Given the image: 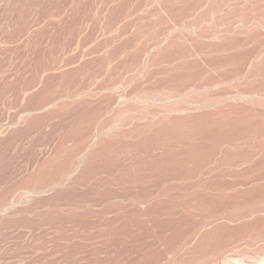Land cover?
<instances>
[{
  "label": "rangeland",
  "instance_id": "374dc122",
  "mask_svg": "<svg viewBox=\"0 0 264 264\" xmlns=\"http://www.w3.org/2000/svg\"><path fill=\"white\" fill-rule=\"evenodd\" d=\"M138 1L139 0H0V219H1L0 220V264H50L51 254L55 251L56 255H58L57 258H59V256H61V254H59L57 252L60 250L59 247L61 248L62 245H66V243H67L66 241H70V240H72L71 241L72 243H70V244L67 243V244H69V246L66 249V251H68V252L66 253V251H65V256L67 254L68 256L66 258H67L68 262H72V263L74 262L75 264L76 263L77 264H86V263L87 264H93L94 261H95L94 264H104V263L105 264H121V263L122 264H146V263L147 264H151V263L152 264H158V263L159 264H161V263L166 264L168 262L167 260L169 259V256H170L169 248H171V250H172V249H175L178 247V244H179L178 241L179 242L182 241L183 239L181 240V238H184L186 233L188 232L187 231L188 229H186V228H189V227L191 228V225L194 226V224H196V223L199 225V223H198L199 221L206 223L209 218L213 222L216 219L218 224L216 223V221L214 223L213 222L210 223L211 220L209 219L210 221L207 222L208 224L206 223V225L209 227V228L207 227L209 229L208 231H210V232H208L206 230L207 232H205V233L208 236L206 234L205 235L207 237L211 236L210 233L212 234V232L216 233L217 231H220L218 233H221L220 235H221L222 239H220V240L222 242L225 239H226L225 241H228L227 239L233 238L234 240L233 239L231 240V243H233L232 241L239 239L238 244L236 243L237 241L234 242L237 245L233 243L234 245H236V246H234V248L232 246H230V245H232L230 242L226 243L224 241L225 246H226V244L229 243L226 246L227 250L225 252L226 254L228 253V255H225V253H224V255L221 256L224 264H226L227 261H228L227 263H229V260H230V263H232V264H234L236 262H239L241 264V263L245 262L246 259H247L246 263L248 261L252 262L256 258V256H255L256 253H254V250H255V252L257 249L260 252L264 251V248L261 247L262 245H264V241H263L264 236H263V238L261 237V235H259L260 238L257 237L258 235H256L257 238L254 237V234H256V233L258 234L260 229L264 231V225H262V223H264V217H263L264 216L263 215V213H264V209H263L264 208V204H263L264 199H262V195L264 196V181H263L264 176H262V178H263V180L261 179L262 182L259 181L261 177H259V180H258L259 184H261V183L263 184V185L261 184L262 187L261 186L258 187V185H256V184H258L257 181L253 182L255 179L254 180L252 179L253 180L252 182L256 186H253L254 184L251 182V179H248V183L250 180L251 184L249 183V185H247V188H245L246 187L245 183L247 180L246 181L244 180L243 188H242L243 183L239 184V182L241 180H238L239 182L235 181L236 184L234 183V180L233 181L231 180L232 182L228 179L222 180V182L224 181L223 183L226 184V187L224 186L225 188L220 187L221 184H222V186L224 185L223 183H221L220 180H219V182L217 180H214L215 183L213 180H210L213 183H211L210 181H207V180H205L206 183H204L203 182L204 180H202V183L205 185V187L210 185L209 187H206V189H208V190L210 188L213 189V187L215 185L217 186V183H219V185H218L219 187L215 186L214 188H217V189H213V191L215 190V193H216L215 196H214V194L213 195L211 194V192L214 193L212 191V189H210L211 191H208V190L206 191L205 189H201L202 192L200 191V189H196L197 191H191L190 192L192 194H190V193L188 194L187 192H186L187 193L186 194L184 192L185 188L187 189L188 186H190L191 184H193L192 187L194 186V188L197 187V186L195 187V185H197V184L199 185L200 181L195 179L194 177L192 179H194L193 182L196 181L195 183H193L192 181L190 182V180H192L191 178H189V180L184 179V181L182 180V178L184 177L186 172H187V174L188 173L190 174L191 172H194L196 170V168L194 170L193 164H192L193 166L189 165V164H191L189 162H191L192 157L193 158H200V157L202 158L203 157V159L205 157L208 158V157H210L209 155H212V153H214V150L216 149V147L218 148V145H220L219 143L221 142L220 136L218 135L221 131L220 124L219 125L214 124V126L211 125L214 129L210 126L211 128H209V127L206 128L207 131L205 129H201L200 131L203 130L202 135H204V136L202 139H199V142H197V140H194L192 138L193 136L196 135V132L198 130L197 131L194 130L193 135L190 136V133H188V132L193 131V130H191V131L187 132L188 134L186 133V131H184L182 134H180V137H181L180 140H177L180 138V137H177V135H179V134H171L170 136H166V140H164V138H165L164 136L161 139L159 137V136H161V134L159 135V133L153 132V134L149 133L150 136L149 135H143V137L146 140H144L143 137H141L142 140L140 138L136 139V137L138 136V135H136L134 137L136 140L134 138H132L133 140L127 139V141H126V139L124 141L123 140L122 141H115L114 140L115 143L113 140L112 141L111 140H104L103 142H101V144H98V146L96 145V147L94 146L93 148L90 147L91 145H87V144H91V138L88 135V132L90 135H92L93 133H95V131L100 129V127H102L101 129L111 128L112 126L110 127V122L113 123V121L115 120V117L117 116V113H115V112L118 110L117 108H119L120 106H123V108L125 107L127 109H130L131 103H132L133 104L132 107H134V110H136V108L138 109V107L140 105H141L140 107H142L144 105L145 109L151 107L153 109V111L155 109L156 110L158 109L157 111L163 110L160 107H162L163 105L166 106L168 104V102L171 103V101L174 102L178 99V97H176V96L174 97V94H172V93L173 92L175 93V91L179 92L178 89L180 90V87H181V90L188 91V89L190 87H191V89L197 88V87H200L201 89H203V88H205V86L206 87L208 86L209 92L211 91L212 93L216 92V93H221V94L223 92L224 93L223 95L227 98H231L232 96H234L236 94H243V92L247 93V91H248V93L249 92L251 93L252 91H253V93H254V91H255V93L256 92L259 93V91H260V93H262V90H264V80H262V81L260 80L261 83L263 84V86H261L260 81L259 82L256 81L257 82V83L255 82L256 84H254L252 82V85H251V82L249 83L242 78L240 79V76H239V74L241 75L240 67L226 66L227 68L222 67V69L221 68L216 69L215 67H214L215 69L213 67H211L212 70L208 69L210 67V66L208 67V63L210 61L212 62V64H214V63L221 64V62L222 63L227 62L231 58V57L228 58L229 56H232V58H234L236 56V58H238V60H239V58L244 59L245 56H247L248 54L250 55V53H252L255 50V48L258 45L255 43L260 42L259 40H255L256 41L255 42L253 39L250 40V41H253V43L248 41L247 45L245 46L246 48L243 47L244 49L242 47L238 50L237 49L234 50L231 48L228 49V51H229L228 53H230V55L227 54V50L224 51V55L221 54L223 52H220V53L216 52L217 56L215 53L211 54L212 56L209 55L210 56V57L208 56L209 59L207 58V60H208L207 66H205V65L203 66V67H205V69H207V70H204L205 72L203 71V68L200 67L201 68L200 69L197 66V64L191 59H190L191 63L189 62V60H187V64H190L189 66L186 64H185V66L183 65L182 68L180 65H174V67L172 66L173 61H176V59L182 57L184 52L186 53L188 51L190 53L191 51H193V49H195L194 46H196V44H197V42H189V40H187V39H186V42H187L186 43L185 39L184 40L182 39V41L180 40L179 43L177 42L178 44L172 45L173 48L172 47H166L167 50H166V48L163 49V51L165 50L164 53H166V54H164V55L162 54V56L163 57L166 56L167 52H168V55H170V56L167 55L166 57H164L166 60L165 61L166 64H164L165 62H162L164 65L161 63L162 64V65L160 64L161 67L159 66L161 70L158 67V70L155 72V74H157V73L159 74V76L157 74L158 77L155 78L157 80H152V79H154L155 74L150 76L151 79L146 80L147 78L144 77L145 78L144 79L143 77H141V74H140L141 72H138V71H141V68H140L141 64L140 63H141V61L144 60V59H142L143 55H146L145 54L146 52H147V54H148V52H152V51L154 53L153 48L157 44L160 43L158 41H161V39H163L165 37V34L168 35L169 33H171L172 30H174L173 32L177 33L178 36H181V35H179L180 33L181 34L183 33L185 35L186 31H188L187 35H185V38H186V36L188 37V35L192 33L195 35L196 38H198V41H199V39L204 40L203 38L206 37V35H205L206 32H207V34L216 35L217 32L221 33L223 30H225L224 32H227V30H228L227 26H229V25L231 26L233 24L229 28H233V26L234 27L238 26L236 24L234 25V23H238V24L241 23V25H244L246 29L251 27V28H249L251 31L256 29V30L260 31V33H261V31L264 32V23H261L262 21H264V18H262L260 16V15H264V13H263L264 10L259 9V10H261L259 13L258 8L259 7L261 8L260 5H258L257 3H254V2H253L254 3L253 4V3H251L252 1L251 2H245V0H241L242 1L241 2L240 0H237L239 2V3L237 2V5H238V7H237L236 2L233 0L235 2V4L233 2L232 6H230L228 8L230 11V13H229V11H227L228 9L226 11L220 12L218 6H216L214 4V3H216L214 1L210 2V3H212L211 7L214 6L216 9L214 7L211 8L209 6L210 3H208L209 5L208 4L207 5L199 4L197 2L198 0H190V1L189 0L188 1L187 0H184V1L183 0L182 1L176 0L174 2L178 1V2H180V4L175 11L176 13L178 11V13L176 14L174 20L173 19L171 20V18L167 19V20L165 19L166 22L162 23V21H164V20L163 19H160L162 21L157 20V19H159L157 17L144 18L143 16L136 17V15H133L132 13L135 12L134 9H136V3ZM191 1H193V2H191ZM246 3H248V4H246ZM249 3L251 5H249ZM105 4L107 5V7ZM188 4H189V6H188ZM195 4H197V5H195ZM243 4H244V6L242 7ZM193 5H194V7H193ZM200 5H202L201 10H202V8L207 6L208 8L209 7L211 8V9L209 8V10L211 12L208 10V8L205 10L203 9V11H205L207 13L203 14L204 12L203 13L199 12L200 14L198 13L197 16L195 17L193 15V11L194 10L197 11L198 7L200 8ZM247 5L249 6L248 9L246 8V7H248ZM255 5H257L259 7H255ZM195 6H198L197 9ZM240 7H242V8L245 7V9L240 10L241 9ZM130 8L132 11L131 10L129 11ZM180 8H181V10H180ZM184 8L186 10H187V8H189V9L186 11ZM231 8H232V10H231ZM237 8H238V10H237ZM212 9H215V10L212 11ZM198 10L200 11V9H198ZM216 10H217V12L214 14L213 12H215ZM233 10H235L236 12H234ZM188 11H190L191 13ZM249 11H250V15L248 14ZM254 11H258V12H254ZM179 12H180V14H179ZM184 12L186 14L189 13V15L191 14V17L189 16L190 18L189 17L187 18L188 15L186 16L185 14H183ZM209 12H210V14H209ZM226 12L228 15L226 14ZM253 12L257 15H255ZM123 13L126 14L127 16H130L131 20H128V19H130L128 17L127 20L122 21L123 16H126ZM235 13H239V15L235 14ZM143 14H145V13H143ZM202 14L204 17L202 16ZM212 14H214V15H212ZM229 14H231L232 17L229 18L228 17V16H230ZM241 14H242V16H241ZM244 14L245 15L247 14L249 16L246 15V17H244ZM251 14H253V15H251ZM110 15H111V17H110ZM131 15H133V17L134 16L135 17L133 18ZM206 15H208V16L205 19ZM216 15H218V16L220 15L219 16L220 20L218 19V16H216ZM236 15H238V16L236 17ZM258 15L260 16V18L262 20L259 19ZM113 16H115L116 18ZM240 16L242 17V19ZM252 16H254L253 18L255 19V21H253L254 20L253 18L251 21ZM119 17H120V19H119ZM145 17H147V16H145ZM176 17L177 18L179 17V19H177ZM226 17H227V19H226ZM233 17H234L235 21H234V19L232 21L231 18H233ZM248 17H250V19H248L250 22L247 21ZM110 18H112L113 20ZM200 18H202V20H200ZM212 18H214V19H212ZM221 18H223V19H221ZM100 19H102V20H100ZM110 20H111V22H110ZM168 20H169V22H167ZM227 20L228 21L230 20L229 21L230 23ZM245 20L247 22H249L250 24L248 23L249 25H246L245 23H247V22H245ZM105 21H107L108 23ZM157 21H158V23H157ZM231 21L233 23H231ZM170 22H171V27H170ZM182 22L184 24L183 27H182V25H183ZM254 22L257 23L258 25L254 24ZM118 23L120 26L118 25V27H117L116 25ZM164 23L166 25H163ZM216 23L218 25H215ZM114 24H116V25H114ZM197 24H199V25H197ZM157 25L158 26L160 25V26L158 27ZM167 25H169V26H167ZM200 25H201V27H200ZM222 26H224V27H222ZM259 26H262L260 28V30H259ZM116 27H117V30L115 31ZM166 27H168V28H166ZM257 27H258V29H257ZM161 28H163V29H161ZM212 28H215V29L212 30ZM100 29L103 30L102 31L103 34L101 36H100V34L102 32ZM194 29L196 31L199 30L198 33L200 36L198 35V33H196V31ZM220 29L221 30L223 29V30L221 31ZM112 30L115 33H114V35L110 34V35H112V36H110L109 33H112L113 32ZM106 31H108V32H106ZM175 31H177V32H175ZM161 32L164 34H162ZM203 32H205V34ZM211 32H213V33H211ZM104 34H105V37H107V34H108L109 38L103 37ZM201 34L204 35V37H202ZM262 34H264V33H262ZM98 35L100 37H98ZM213 35H209V36L212 37ZM207 37H208V35H207ZM107 39L110 41V43ZM206 40L208 43L209 39H205L204 41L206 42ZM107 41H108V43H107ZM204 41L203 42L200 41L198 43L201 44V42H202V43L206 44ZM107 44L109 45L108 47L106 46ZM183 44L185 45V48L183 47L184 46ZM250 44L252 45V47L250 46ZM112 45H113V48H111ZM175 47H177L178 49ZM248 47L250 48V50ZM171 48L173 50H174V48L176 49V50H174L175 55L173 54L174 51L172 52ZM242 49H243V51H242ZM246 50H248V51H246ZM163 51H162V53H163ZM176 51L177 52L181 51V52L176 53ZM234 51H235L236 55H235ZM250 51H252V52H250ZM169 52L172 54H169ZM188 52L186 54H188ZM239 52L240 53L242 52L240 57H239V55H240ZM186 54L184 56H186ZM176 55L179 57H177ZM214 55H215V57H213ZM144 58H145V56H144ZM167 60L169 62L168 64H167ZM193 63L197 67L195 65L192 67ZM166 65H168V66H166ZM137 66H139V68H140V69L138 68L139 70L137 69ZM223 68H224V70H223ZM193 69H196L197 70L196 72L197 73L199 72V73L197 74L195 72V70H193ZM135 70H136V72H135ZM159 70H160V73L163 71V73H161V76H160ZM171 71L172 72L175 71V72L172 73ZM189 71H191V72L194 71L195 73L193 72V74H192ZM132 73H134L135 77ZM137 73H139V74H137ZM181 73H183V74H181ZM200 73H203V76ZM235 73L237 76L235 75ZM184 74H185V76H184ZM168 75L171 77H167ZM182 75L184 77H181ZM199 75H201V76H199ZM188 76H189V79H188ZM176 77L178 80L176 79ZM140 78L141 79L143 78V80H145V81H141ZM162 78H164V79H162ZM179 78H181V79L179 80ZM235 78H236V80H235ZM165 79H167V81ZM158 80H160V81H158ZM164 80L166 82H162ZM188 80H190V81H188ZM146 81H149V82L147 83ZM243 81L246 83H244ZM142 82H146L148 84L147 85L146 83H144L145 89H149V91L146 90L147 94L144 91V93L147 95V98H145L146 95L145 94L143 95L142 94L143 91H141V88H142V90H144L143 89L144 85L142 84ZM152 82H154V83H152ZM159 82H160V84H159ZM175 82L178 84H176ZM187 83H189V84H187ZM259 83H260V85H259ZM140 85H143V86L140 87ZM146 85H147V88H146ZM148 86L153 87V88L151 87L152 91L150 90V88ZM165 86H166V89L163 88ZM169 86H171V87L169 88ZM178 86H180V87H178ZM215 86L217 87V89ZM162 88L164 89L163 90L164 92L161 91ZM167 88H168V92H170V94L173 95V97L172 96L170 97L169 93L167 92ZM176 88H178V89H176ZM104 89H106V90H104ZM170 89H172L173 91L172 90L170 91ZM102 90H104L105 92H103ZM181 90H180V92H183ZM212 90H214V91H212ZM89 91L91 93L100 92V94L102 92L103 95L99 97V98L102 97L101 98L102 100L92 99V101H91V99H90V101H89L87 99V100H85L86 102L84 100L77 101V99L79 97H81L82 95L87 94V92L90 93ZM135 91H137V93H135ZM153 91L159 93L160 95H162V93L165 94V91H166V95H164V96H167V97H164L162 95L163 98L161 97L162 99H160L159 94L157 96L156 95L157 93L156 94L154 93V95L152 93V96H154L152 98L150 96V94ZM106 92H108V93H106ZM78 93H81V94H78ZM104 93H106V94H104ZM148 93H149V95H148ZM228 93H231V94L229 95ZM74 94H77V95L74 96ZM134 94H136L137 96ZM138 94H140V95L138 96ZM226 94H228V95H226ZM104 95H106L105 96L106 100L104 98ZM131 95H133V96L131 97ZM155 96H157V97H155ZM125 97H127V98H125ZM87 101H88V103H87ZM97 101H99V102H97ZM117 101H118V103H117ZM126 101H128V102H126ZM46 102H48V103H46ZM78 102H80V103H78ZM112 102H115V103L112 104ZM124 102H125V104H124ZM133 102L136 103L137 107L134 106L135 104ZM74 104L75 105L80 104L81 106H79V105L75 106ZM148 104L151 106L146 107V105H148ZM44 106L47 108H45ZM165 106H163L162 108H164ZM140 107H139L140 110L141 109L144 110L143 107L142 108H140ZM154 107H157V108H154ZM131 109H133V108H131ZM130 111H131L130 114H132V115L134 114V116L136 114H138L137 113L138 111L137 112L134 111V113L132 112L133 110H130ZM113 114H116V116L114 115V117H113ZM130 114L128 113L127 116L130 117ZM111 115L114 118V120H112L113 118L110 117ZM148 119H152V118H148ZM148 119L146 120V122L144 121L145 119H142V123H141V120L139 123H137L139 121L138 119L133 120L134 121L133 123L128 121L129 123L126 122L125 127L121 126L120 128H123V129L128 128L127 131H131L132 128H133V130H135L139 126H142L143 124L150 122V120L148 121ZM130 123L132 124L131 127H130ZM127 124H129V125H127ZM134 124L137 127H135ZM139 124H141V125H139ZM245 124H248V123H244V125ZM104 126H107L108 128H106ZM239 126H236L238 128V130H237V132H234V133H233V130L237 129L236 127H233V128L227 127V128H224V130L222 129L223 132H225V134L227 133L226 135H224V138L229 137L230 135L233 136V134H234L236 138H239V139L241 138V139H243V141L245 139H246V141H249V140L251 141V138L249 139V137H247L243 134H241V135L244 136V138H242L241 135L237 136V134H240V131H242L244 129V126H242L241 124H239ZM245 126L247 127V125H245ZM129 128H131V129H129ZM240 128H241V130H240ZM226 129H228L229 131ZM204 130L206 131V133H204ZM234 131H236V130H234ZM229 132H231V133H229ZM199 133H201V132L198 131V134ZM86 134L88 135V137ZM191 134H192V132H191ZM155 135L156 136L159 135V136L156 137ZM183 135L188 137V139H191L192 142L194 141L193 142V144L195 143L194 145L198 144L197 145L198 148H197V146L195 147L193 144H191L192 142L188 145L187 143L190 141H188L187 138L184 137ZM172 136L177 138V139L173 138ZM232 136H230V137H232ZM82 137H84V139ZM204 137L206 138V141H205ZM235 137H232V138H235ZM168 138L170 140H168ZM182 138H185L187 140V141L185 140L186 141L185 147L187 150L183 147L184 144H182V143H184L185 141ZM214 138H216V139H214ZM217 138H219V139H217ZM149 140H151L153 143ZM172 140H174V141H172ZM209 140H213L214 143L210 142ZM156 141H158L157 142L158 144L155 143ZM176 141H178V142L176 143ZM181 141H183V142L181 143ZM110 142H112V143H110ZM165 142H167V143H165ZM209 142H210V144H213V148H212V145L209 147V145H210V144H208ZM78 143H79V145H78ZM105 143H108V144L106 145ZM179 143H181L182 146H180L181 144L179 145ZM199 143H200V145H199ZM205 143H207L206 146H208L206 148H210V149H205V146H204ZM75 144H76V146H75ZM153 144L154 145L157 144V146L154 147ZM164 144L165 145L167 144V147L166 146L160 147L161 145H164ZM168 144H170V146ZM186 144L188 145V147ZM175 145H177V146H175ZM191 145H193L192 148L194 150L191 148ZM214 145L216 146L215 148H214ZM168 146L170 149L168 148ZM203 146H204V148H203ZM104 147H105V149H104ZM159 147L161 149H159ZM91 148H92V150H91ZM106 148H108L110 151ZM147 148H149V149H147ZM180 148L183 151H180ZM189 148H191V149H189ZM200 148H201V152H199ZM101 149H103V150H101ZM141 149H142V151H141ZM153 149H155L159 153L158 152L156 153L155 151H153ZM164 149L166 150V152L163 151ZM212 149H213V151H212ZM148 150H149V154H148ZM159 150L163 153H160ZM94 151H96V152H94ZM97 151H99V152H97ZM106 151L108 154L106 153ZM191 151L194 152L195 155ZM144 152L145 153L147 152V154H145ZM175 152L177 155L174 154ZM142 153H144V155ZM61 154H62V157H61ZM164 154L165 155L167 154V155L165 156ZM170 154H172L175 158L172 155L170 156ZM181 154L183 156H181ZM197 154H200V155H197ZM201 154L203 156H201ZM55 155H58V157ZM91 155H92V157H91ZM178 155H180V156H178ZM207 155H208V157H207ZM83 156H86L88 160L86 159L85 162L80 163L81 161H79V160H81ZM167 156H169V157H167ZM188 156H189V160H187V161H189V162L186 161V159H188ZM59 157H60V159H59ZM152 157H153V159H152ZM154 157H156V159ZM163 157H165V158L163 159ZM224 157H226V155H224ZM149 158L152 159L151 161H153V162L154 161L157 162L158 160H160L158 162H162V160H163L164 162H162V163H165V164H168L169 162L170 163L167 166L162 164L163 166L153 168L151 164L154 165V163H156V162L152 163ZM201 158H200V161L202 160ZM165 159H166V162H165ZM171 159L172 160L174 159V161H172ZM142 160H145L146 162L148 161L147 163L151 162L149 165L156 172L151 170V174H150L149 169H151V168L148 169L147 167H149V165L145 161H142ZM167 160L168 161L170 160V161L168 162ZM181 160L183 162L186 161L187 164L189 165L188 166L187 164H185L186 166L185 165L182 166V168L184 167L183 168L184 170L181 169V165L178 166L180 168H177V169H181L180 170L181 174L184 172L183 173L184 175H182L183 177L179 173L180 171L176 169L177 165L180 162L183 165V162ZM193 160H192L193 162H196L195 161L196 159H193ZM54 161H55V163H54ZM140 161H142V162H140ZM171 161L172 162L179 161V162L178 163H172ZM197 161H199V160H197ZM138 162H140L141 164ZM44 163L47 164L46 167L49 168L48 170H46ZM77 163L82 164V165H78ZM130 163H132V165H133V163H135V164L132 166V165H130ZM142 163L144 165L147 164L145 166L147 168V170L144 167H143L144 170L142 169V166H141ZM50 164H52V165L50 166ZM128 164L131 166V168ZM138 164H140V166ZM170 164L171 165L174 164V165H176V167H172L174 165L171 166ZM136 165H138L137 167L141 168V170L140 169L138 170V172L140 174L136 170L137 167H134ZM74 166L75 167L80 166V168L77 167L78 169H77V171H75L76 168ZM168 166L170 167V170L168 169L169 168ZM190 166L193 167V169L191 167V172L189 171ZM41 167H42V169H41ZM161 167H163V168H161ZM165 167H168L167 168L168 170ZM185 167H187V169L189 168V170L186 171ZM38 168L40 169L39 172H38ZM43 168H44V170H43ZM156 168L164 169V170H159V169L156 170ZM171 169H172V171H171ZM130 170L135 171V173L137 172L138 175L141 176V178H145V177L146 178H152V177L154 178V176H157V178H158L159 175L161 176V178H163L165 176L163 174L167 175V173L170 171L171 172V173L169 172L170 176H172L174 179H176L173 182L174 185L177 184L176 183L177 180H178V182H181V183H178L180 185L177 184L176 187L173 186V183L169 184L168 190H170V191H167V192L172 194V195H168V193L164 190L165 196L163 198L162 197L160 198V199H162V201L160 199H158V202L161 201L162 204L161 203L160 204L164 208L157 205V204H159L157 202V200L151 204L152 205L151 210L154 208L153 211H155L154 212L155 214L153 213V211H151L150 216L152 214L156 215L157 212L159 213L158 216L157 215L151 216L152 221L150 219H148V217L150 218V216H146L145 221H143L145 219V217L141 218V220H140V218H137V220L139 219L138 221L136 219H134L136 222L134 220L131 221V219L129 220V218H128V220L122 219V221L124 220L123 222H121V220H117L116 225H114V228H113V229H115V231L114 230L110 231L109 235H107L109 237L106 236V238H104L102 244H104L107 241V243H105L104 244L105 246H104L101 244V242L99 240H97L98 239V236H97V234H98V223H97L98 220L96 218L94 209L92 208L93 201L95 202L96 198L98 197L97 194L100 195V194H104V193H109L112 190V187H113L112 185L118 180V178L120 180L121 177L122 178L126 177V176L129 177L130 175L133 176L132 174L134 172L130 171ZM42 171H44V172H42ZM64 171L66 173H64ZM37 172H38V174H36ZM39 173L41 174V176ZM177 173H179V174H177ZM194 173H196V172H194ZM61 174H63V175H61ZM65 174H67V175H65ZM128 174H130V175H128ZM143 174L145 177L142 176ZM149 174L151 177L149 176ZM169 174L167 176H169ZM192 174L193 173H191V175ZM62 176H64V177H62ZM176 176L179 178L181 177V179H178ZM37 177L39 178L40 181H38ZM137 177H139V176H137ZM56 178H58L57 181H56ZM62 178H65V179L67 178L66 179L67 181L65 179L63 180ZM157 178H154V179H157ZM114 180H115V182H114ZM60 181H63V182H61V184H60ZM112 181H113V184H112ZM154 181H152V182H154ZM216 181H217V183H216ZM227 181H228V185L230 184L229 183V181H230L231 184L233 185V183H234L235 187H237L239 190L237 188L233 189L234 186H231V184H230L229 188L232 187L231 189L233 191L232 190L229 191ZM152 182H151L152 186L150 184L149 185L147 184L146 189H150L149 187L153 188V186L156 182L155 183H152ZM182 182L185 184H182ZM35 183H37L38 185ZM48 183H49L48 186L50 188L45 185ZM202 183L200 182V186L203 185ZM30 185H31V187H30ZM156 185H157V183L155 184L154 187H156ZM240 185H241V187H240ZM27 186H28V188L30 187V189H27ZM32 186L34 188V191L37 190V192L41 188L40 189L41 193H40V191L38 192V194H37V192L34 194L31 193V192H34ZM248 186H251V187H249L250 189L251 188L253 189V187H254V189H256V190L251 189V191H250ZM167 187H168V185L166 186V189H167ZM170 187L171 188L173 187V189H171ZM47 188H49V189L47 190ZM126 188L124 187L123 190L124 191L128 190V188L127 189ZM174 188H177V189H174ZM178 188H180V191L178 190ZM219 188H220V190L222 188H224V189L228 188V189H226V193H225L224 189L221 190L222 192L220 191V193L226 194L227 196H224L223 194H219ZM153 189L155 190V189H157V187L153 188ZM29 190H31V191H29ZM150 190H152V189H150ZM172 190H174V193H171ZM203 190H204V192H206V195H204L205 193L203 192ZM223 190H224V192H223ZM257 190H258V192H257ZM235 191H238V192H235ZM252 191L257 192L258 194L253 193ZM193 193H194V196H196L197 198L193 196ZM198 193L200 195H198ZM208 193H209V196L207 197ZM220 195H221V197H220ZM249 195H252V196H249ZM253 195H255V196H253ZM95 196H97V197L95 198ZM166 196H167V198L165 199ZM171 196H172V198H171ZM173 196L175 199L173 198ZM212 196H214V197H212ZM256 197H257V200H259V201L263 200V201L262 202L255 201ZM193 198H195V199H193ZM199 198H200V200H199ZM221 198H223V200H221ZM206 199L208 201L209 200H211V201H209V203H208ZM231 199H232V201H231ZM164 200H166L167 203L169 202L172 204H169V203L167 204V203H165L166 201H164ZM189 200H191V201H189ZM195 200H196V203H194ZM228 200H230V201H228ZM249 201H251L250 206H248ZM200 202H201V204H200ZM211 202H212V204H211ZM228 202L231 205H228L227 204ZM234 202H235L236 206L234 205ZM236 202H238V203H236ZM84 203H88V208L90 207L89 208L90 210L85 208V207H87V204H84ZM89 203L92 205H90ZM252 203H256L257 205L252 204ZM261 203L263 205H261ZM238 204H240V205H238ZM259 204L263 207H261ZM79 205H81V207ZM203 205H204V207H203ZM226 206H228V207H226ZM234 206L238 212H236V209L234 208ZM255 206L256 207L258 206L259 208L258 207L256 208ZM250 207L252 209L248 211V209H250ZM254 207L256 208V210ZM82 208H85V211ZM156 208H157V210H155ZM158 208H160L162 211ZM191 208H193V209H191ZM197 208H200V209H197ZM201 208H203L204 211ZM224 208H226V209H224ZM66 209L69 210L71 213L66 211ZM70 209H72V210H70ZM81 209L84 212L79 211ZM168 209H170L171 211H169ZM207 209L211 212H208ZM213 209L215 211H213ZM220 209H222V210H220ZM241 209H242V211H241ZM52 210H53V212H52ZM91 210H92V212H90ZM158 210H160V211H158ZM257 210H258V213H256ZM73 211L75 213H73ZM190 211H191V213H190ZM222 211L223 212L225 211L224 213L226 214V216L228 215V217L231 219V220H228L229 222L227 221L226 218L224 219L225 214L220 213ZM259 211H261V212H259ZM199 212H200L199 215L196 214ZM204 212L207 214L205 215ZM253 212H255V214H257V215L255 216V214ZM201 213H202V215H201ZM210 213H211V215H210ZM248 213L251 216L254 215L253 216L254 218L253 217L251 218L248 215ZM69 214H70V216H69ZM216 214H217V216H216ZM218 214H221V215H219V217L221 216V218H220L221 220L219 218H216V217H218ZM241 214L243 215V217H241L242 216ZM244 214H245V216H244ZM193 215H194V217H193ZM195 215H197V216H195ZM246 215H248V217H250V218H248ZM203 216L204 217L206 216V217L203 218ZM209 216H211L212 218ZM235 216L237 219L235 218ZM90 217H93L94 219L93 218L91 219ZM160 217H162V218L160 219ZM207 217H208V219H207ZM232 217H234L235 219L234 218L232 219ZM239 218H242V219L240 220ZM84 219L86 222L84 221ZM87 219L89 220V222L87 221ZM197 219H198V222L196 221ZM250 219H251V221H250ZM50 220H52V221H50ZM70 220H71V222H70ZM82 220L84 222H82ZM187 220L188 221L190 220V222H188ZM232 220H233V222H232ZM66 221H68V222H66ZM139 221H140V223H139ZM219 221H220V223H219ZM234 221H236V222H234ZM118 222L120 224H118ZM130 222H132V224ZM149 222L151 224L148 225ZM202 222H201V224H202ZM226 222L228 225L226 224ZM237 222H239V223H237ZM251 222H254V223H251ZM51 223H53V224H51ZM133 223L135 226L133 225ZM144 223H145V225H144ZM185 223H186V225H185ZM189 223H192V224H189ZM117 224H118V226H117ZM187 224H189V226ZM197 224L195 226H197ZM213 224H214V226H211ZM240 224L242 226H245V227H242ZM255 224H256L257 228H255ZM62 225H64V226H62ZM69 225H71V226H69ZM127 225H129L128 227H130V228H128ZM137 225H139V226H137ZM219 225H221V226H219ZM224 225H227V226H224ZM258 225H259L260 229H258ZM261 225L263 228L260 227ZM53 226H54V229H53ZM55 226H56V228H55ZM236 226L238 227L237 229H236ZM251 226H253V227H251ZM138 227H139V229H138ZM181 227L186 229L185 230L186 233H185L184 229H182ZM67 228L70 230H68ZM119 228H121V229H119ZM230 228H232V230ZM234 228L236 231L233 230ZM247 228L251 229V230H247ZM65 229H67L68 231H66ZM123 230H125V231H123ZM130 230H132V231L130 232ZM222 230L225 231V233L222 232ZM246 230L248 233H246ZM256 230H258V232H256ZM56 231H58V232L56 233ZM227 231H229V232H227ZM253 231H255V232H253ZM263 231H260V232H262L261 233L262 235H264ZM124 232H125V235H124ZM252 232L254 233V234H252L253 235L252 237L256 238V239H254V241H256V242H254V243L252 242V243L253 244L256 243V245H253L250 242V240L253 241V239L250 235ZM127 233H129V234H127ZM226 233H228V235ZM234 233L236 236L234 235ZM241 233L246 234L247 237H246V235H244V234L242 235ZM61 235H63V236H61ZM115 235H116V237H115ZM224 235H227L228 237L227 236L224 237ZM51 236H53V237H51ZM170 236H171V238H170ZM174 236H176V237H174ZM249 236L251 237V239L249 240L248 243L252 244L251 247L249 246V244H246L247 243L246 240H248L247 238ZM242 237L243 238L245 237L246 239L245 238L243 239ZM69 238H72V239H69ZM107 238H108V240H106ZM178 238H179V240H178ZM261 238H262V241L261 240L258 241V239H261ZM55 239H56V241H55ZM120 239H121V241H119ZM165 239H166V241H165ZM242 239L245 240L246 243H244L242 241ZM96 242L98 245L96 244ZM99 242H100V244H99ZM167 243L171 244V245H168ZM241 243L242 244L244 243L243 244L244 246ZM175 244H177V245H175ZM111 245H113V246H111ZM157 245H158V247H157ZM212 245L215 246L213 243H211L210 245L208 244L209 247L207 245H205L206 247L203 246L205 248L202 247L201 250H199V252L202 253L201 251L205 250V251H203V253H208L209 255H212L213 250H214V249H212V248H214V247H212ZM97 246H98V251H97ZM238 246H240V247H238ZM57 247H58V250H57ZM166 247L167 248L169 247L168 250H166ZM229 247H231V249L233 248L234 251L230 250ZM105 248H108V250ZM109 248H110V250H109ZM162 248L165 250V254L163 253L164 250H162ZM193 248H195V247H193ZM193 248H191V249L193 250ZM208 248H209V250H208ZM246 248L248 251H250V250L252 251V252H248L249 254L247 253L248 256L250 255L249 260H248V258H246V257H248L246 255V252H245V251H247ZM111 249H112V251H111ZM188 249L186 250L187 251L186 253L189 254L190 252ZM100 250H102L105 253L103 254V252ZM192 250H191V252H192ZM69 251L72 252L73 254L69 253ZM239 251L242 253L240 254ZM259 251H258V253H259ZM98 252L100 255L101 254L104 255V256L102 255V257L104 259L100 255H98ZM100 252H102V253H100ZM151 252L152 253L154 252L153 257H155V258H152ZM209 252H212V253H209ZM106 253L109 254V255L108 254L107 255L110 258H108L107 255H105ZM162 253L165 256H163ZM167 253H169L168 256L166 255ZM258 253L256 254L257 256L259 254L261 255V253H259V254ZM262 253H264V252H262ZM74 255H76V256H74ZM111 255H113L112 259H111V257H112ZM242 255H244V256H242ZM253 255L255 256V258ZM77 256H78V258H77ZM115 256H116V258H115ZM224 256H227L226 259ZM235 256H237L236 259H238V258L239 259L241 258V259L240 260L238 259L237 261H236V259L233 260L235 258ZM241 256L243 257V260H242ZM262 256L260 257L262 259L258 258V260H257L258 264L260 261H261V263L262 262L264 263V259H263L264 255H262ZM74 257L76 259H72ZM157 257H159V258H157ZM181 257H183V256H181ZM251 257H252V259L253 258L254 259L250 260ZM99 258L100 259L102 258L103 260L102 259L100 260ZM221 258H219V262H218V259L216 260L218 262V264L220 262H222ZM231 258H233V259H231ZM164 259L166 260L165 262H164ZM183 259L185 260L186 258L183 257ZM227 259H229V260H227ZM71 260H73V261H71ZM97 260H98V262H97ZM231 260H233V262ZM78 261H79V263H78ZM81 261H83V262L81 263ZM100 261L102 263H100ZM107 261L108 262L110 261V262L108 263ZM179 261L182 263H180ZM185 261H183L180 258V259H178L177 264H187V259ZM257 261L256 262L254 261L255 264H257ZM250 262H248V263H250ZM254 262L251 264H254ZM239 263H236V264H239ZM211 264H213V263H211ZM220 264H222V263H220Z\"/></svg>",
  "mask_w": 264,
  "mask_h": 264
},
{
  "label": "bare ground",
  "instance_id": "6f19581e",
  "mask_svg": "<svg viewBox=\"0 0 264 264\" xmlns=\"http://www.w3.org/2000/svg\"><path fill=\"white\" fill-rule=\"evenodd\" d=\"M174 1H176V0H139L137 3H136V9H134V11L135 12H133L132 14L133 15H136V17H140V16H143L144 18H150V17H157V18H159V19H157V20H160V19H163L164 21H162V20H160V21H162V23L163 22H166L165 21V19L167 20V19H170L171 18V20L173 19L174 20V18H175V16H176V14L178 13V11H177V13L175 12L176 11V9L178 8V6H179V4H180V2H174ZM182 1V0H181ZM184 1V0H183ZM188 1V0H187ZM190 1V0H189ZM216 2V3H214L216 6H218V8H219V10H220V12L221 11H226L230 6H232V3L235 1L236 2V5H237V0H198L197 2L199 3V4H203V5H207L208 3H210V2ZM241 1V0H240ZM252 1V2H251ZM191 2H193V1H191ZM196 2V1H195ZM196 2V3H197ZM235 2H234V4H235ZM242 2V1H241ZM245 2H251V3H257L258 5H260L261 6V8L259 7V6H257V5H255V7H259L258 8V11H259V13H260V11L261 10H264V0H245ZM183 3V2H182ZM181 3V4H182ZM188 3V2H187ZM197 3V4H198ZM239 3V2H238ZM244 3V2H243ZM253 3V4H254ZM110 4V3H109ZM194 4V3H193ZM197 4H195V5H197ZM211 4L212 3H210V7H211ZM246 4H248V3H246ZM106 5V4H105ZM124 5V4H123ZM134 5V4H133ZM186 5V4H185ZM184 5V6H185ZM249 5H251L250 3H249ZM131 6V5H130ZM183 6V5H182ZM181 6V7H182ZM187 6V5H186ZM188 6H189V4H188ZM201 6L202 5H200V8L198 7V6H195L196 7V9H197V7H198V9H200V11L197 9V11H193V15L196 17L197 16V14L200 12V13H203V14H205V13H207V12H205V11H203V9L205 10V9H207L208 7L207 6H205L204 8H202V10H201ZM244 6V4L242 5V7ZM248 6V5H247ZM254 6V5H253ZM106 7H107V5H106ZM192 7V6H191ZM193 7H194V5H193ZM209 7V8H210ZM212 7H214V6H212ZM211 7V8H212ZM236 7V6H235ZM237 7H238V5H237ZM242 7H240L241 9L240 10H244L245 9V7L244 8H242ZM251 7V6H250ZM254 7V8H255ZM105 8V7H104ZM132 8V7H131ZM131 8L129 9V11L131 10ZM209 8H208V10H209ZM210 8V9H211ZM215 8V7H214ZM217 8V9H218ZM233 8V7H232ZM232 8H231V10H232ZM247 9L249 8V6L248 7H246ZM128 9V8H127ZM185 9V8H184ZM189 8H187V10H188ZM191 9V8H190ZM194 9V8H193ZM216 9V8H215ZM215 9H212V11L213 10H215ZM235 9V8H234ZM256 9V8H255ZM259 9H261V10H259ZM180 10H181V8H180ZM186 10V9H185ZM186 10V11H187ZM237 10H238V8H237ZM254 10V9H253ZM257 10V9H256ZM132 11V10H131ZM202 11V12H201ZM210 11V10H209ZM227 11H229V9L227 10ZM234 12H236L235 10H233ZM258 11H254V12H258ZM188 12H190V11H188ZM211 12V11H210ZM210 12H209V14H210ZM217 12V10L215 11V12H213L214 14ZM219 12V13H220ZM233 12V13H234ZM238 12V11H237ZM253 12V13H254ZM143 13H145V14H143ZM191 13V12H190ZM199 13V14H200ZM229 13H230V11H229ZM232 13V12H231ZM264 13V12H263ZM124 14V13H123ZM128 14V13H127ZM143 14V15H142ZM179 14H180V12H179ZM183 14H185L186 16H187V18L190 16L191 17V14L189 15V13H183ZM203 14H202V16H203ZM214 14H212V15H214ZM226 14H227V12H226ZM235 14H238L239 15V13H235ZM243 14V13H242ZM242 14H241V16H242ZM249 15H250V11H249V13H248ZM255 14V13H254ZM262 14V13H261ZM114 15V14H113ZM124 15H126V14H124ZM129 15V14H128ZM133 15H131L132 17H133ZM225 15V14H224ZM228 15V14H227ZM230 16H228L229 18L230 17H232L231 16V14H229ZM238 15H236V17L238 16ZM247 15V14H246ZM246 15L244 14V17H246ZM249 15H247V16H249ZM251 15H253V14H251ZM255 15H257V14H255ZM254 15V16H255ZM260 15V14H259ZM258 15V17H259V19H261L260 18V16L262 17V18H264L263 16L264 15H260L259 16ZM120 16V15H119ZM145 16H147V17H145ZM199 16V15H198ZM208 15H206L205 16V19H206V17H207ZM216 16H218V15H216ZM220 16V15H219ZM219 16H218V19H219ZM223 16V15H222ZM226 16V15H225ZM224 16V17H225ZM240 16V17H241ZM254 16H252L251 17V21H252V18L254 17ZM110 17H111V15H110ZM113 17H115V16H113ZM121 17V16H120ZM120 17H119V19H120ZM128 17L130 18V16H123V18H122V21L123 20H127L128 19ZM135 17V16H134ZM133 17V18H134ZM180 17V16H179ZM179 17L177 18V19H179ZM189 17V18H190ZM201 17V16H200ZM204 17V16H203ZM223 17V18H224ZM257 17V16H256ZM257 17V18H258ZM116 18V17H115ZM186 18V19H187ZM198 18V17H197ZM209 18V17H208ZM217 18V17H216ZM223 18H221V19H223ZM256 18V19H257ZM104 19V18H103ZM107 19V18H106ZM110 19H112V18H110ZM199 19V18H198ZM212 19H214V18H212ZM226 19H227V17H226ZM232 19V21H233V19H234V17L233 18H231ZM230 19V20H231ZM241 19H242V17H241ZM248 19H250V17H248L247 18V21H249ZM254 19V18H253ZM100 20H102V19H100ZM108 20V19H107ZM113 20V19H112ZM128 20H131V18L130 19H128ZM200 20H202V18H200ZM216 20V19H215ZM220 20V19H219ZM229 20V21H230ZM262 20V19H261ZM115 21V20H114ZM191 21V20H190ZM213 21V20H212ZM211 21V22H212ZM223 21V20H222ZM228 21V20H227ZM226 21V22H227ZM228 21V22H229ZM231 21V23H233ZM234 21H235V19H234ZM246 20H245V22H247ZM253 21H255V19L253 20ZM259 21V20H258ZM105 22H107V21H105ZM110 22H111V20H110ZM167 22H169V20L167 21ZM227 22V23H228ZM242 22V21H241ZM250 22V21H249ZM249 22H247V23H245L246 25H249L250 23ZM261 22V21H260ZM108 23V22H107ZM115 23V22H114ZM157 23H158V21H157ZM175 23V22H174ZM200 23V22H199ZM204 23V22H203ZM230 23V22H229ZM240 23V22H239ZM249 23V24H248ZM253 23V22H252ZM261 23H264V21H262ZM122 24V23H121ZM160 24V23H159ZM181 24V23H180ZM182 24H183V22H182ZM189 24V23H188ZM187 24V25H188ZM213 24V23H212ZM238 25V26H236V27H234L233 26V28H229V27H231L230 25L229 26H227L228 28V30H227V32H224L225 30H221L222 32L221 33H218L217 31V34L216 35H213V34H207V32H206V34H205V32H203L205 35H206V37H204V35H202V37H204L203 39L205 40V39H209V41H208V43H207V40H206V42L204 41V40H202V39H199V41H198V38H196L195 37V35L194 34H189L188 35V37L186 36V38H185V35H187V32L188 31H186V34L184 35L183 33V35L180 33H178L179 35H181V36H178L177 35V33H174L173 31L174 30H172L171 31V33H169L168 35H166L165 34V37L163 38V39H161V41H158V42H160L159 44H157L153 49H154V53H153V51L152 52H148V54H147V52L145 53L146 55H143V58L142 59H144L143 61H141V71H138V72H141L140 74H141V77H145V78H147L146 80H148V79H151L150 78V76H152V75H154L155 74V72L158 70V67L160 66V64L162 63V62H165L166 60H165V58L164 57H166L167 55H168V52H167V55L166 56H162V54L164 55V54H166V53H164V51H163V49L164 48H166V47H172L173 48V46L172 45H174V44H178L179 43V41L181 40L182 41V39L184 40L185 39V42H186V39L187 40H189V42H197V44H196V46H194V48L195 49H193V51H191L190 53L188 52V54H186L185 52H184V54L182 55V57H180V58H178V59H176V61H173V67H174V65H180L181 66V68H182V66L184 65L185 66V64L186 65H190V64H187V60H189V62L191 63V61H190V59L191 60H193L196 64H197V66L200 68H203V71L204 70H207V69H205V67H203L204 65L205 66H207V58H208V56L209 55H211V54H216V52H218V53H220V52H223V53H221V54H223L224 55V51H226L227 50V54H229L230 55V53H228L229 51H228V49H234V50H238V49H240L241 47L243 48V47H245L246 45H247V43H248V41H250L251 39H253L254 41L255 40H259L260 42H256L255 44H258L257 45V47L255 48V50L252 52V51H250V52H252V53H250V55L248 54L247 56H245L244 57V59H240L239 58V60H238V58H236V56L234 57V58H232V56H229L228 58H230L227 62H224V63H222L221 62V64H218V63H214V64H212V62L210 63H208V69H211V67H215L216 69L217 68H221L222 69V67H225V68H227L226 66H237V67H240V71H241V75L239 74V76H240V79L242 78V79H244V80H246L247 82H251V85H252V82L254 83V84H256L257 82L256 81H262V80H264V34H262V33H264V32H262L261 31V33H260V31H258V30H250L249 28H251V27H249V28H245V26L244 25H241V23L240 24H238V23H234V25ZM254 24H256V25H258L257 23H255L254 22ZM114 25H116V24H114ZM118 25H119V23L116 25L117 27H118ZM123 25V24H122ZM163 25H166L165 23L163 24ZM186 25V26H187ZM197 25H199V24H197ZM215 25H218L217 23L215 24ZM255 25V26H256ZM120 26V25H119ZM158 26V25H157ZM160 26V25H159ZM158 26V27H159ZM167 26H169V25H167ZM180 26V25H179ZM184 26V24L182 25V27ZM195 26V25H194ZM204 26V25H203ZM103 27V26H102ZM117 27H116V29H115V31L117 30ZM170 27H171V22H170ZM200 27H201V25H200ZM205 27V26H204ZM215 27V26H214ZM222 27H224V26H222ZM226 27V26H225ZM262 26H259V30H260V28H261ZM166 28H168V27H166ZM195 28V27H194ZM216 28V27H215ZM215 28H212V30H214ZM219 28V27H218ZM109 29V28H108ZM112 29V28H111ZM161 29H163V28H161ZM179 29V28H178ZM181 29V28H180ZM249 29V30H248ZM257 29H258V27H257ZM101 30V29H100ZM166 30V29H165ZM195 30V29H194ZM207 30V29H206ZM211 30V29H210ZM218 30V29H217ZM103 30H101V32H102ZM105 31V30H104ZM113 31V30H112ZM111 31V32H112ZM167 31V30H166ZM190 31V30H189ZM196 31V30H195ZM199 31V30H198ZM198 31H196V33H198ZM203 31V30H202ZM201 31V32H202ZM205 31V30H204ZM100 32V33H101ZM106 32H108V31H106ZM118 32V31H117ZM163 32V31H162ZM161 32V33H162ZM175 32H177V31H175ZM184 32V31H183ZM191 32V31H190ZM200 32V33H201ZM214 32V31H213ZM213 32H211V33H213ZM220 32V31H219ZM95 33V32H94ZM97 33V32H96ZM114 31L112 32V33H109V35L110 34H112V35H114ZM166 33V32H165ZM103 34V32L100 34V36ZM162 34H164V33H162ZM108 34H107V37H105V34H104V36L103 37H105V38H109L108 36H109ZM112 35H110V36H112ZM198 35H199V33H198ZM207 35H208V37H207ZM209 35H213L212 37L211 36H209ZM97 36V35H96ZM95 36V37H96ZM99 35H98V37H100ZM200 36V35H199ZM184 37V38H183ZM97 40V39H96ZM101 40V39H100ZM108 40V39H107ZM111 40V39H110ZM109 41V40H108ZM108 41H107V43H108ZM113 41V40H112ZM200 41H204L206 44H204V43H202L201 42V44L200 43H198V42H200ZM114 42V41H113ZM178 42V43H177ZM250 42H252L253 43V41H250ZM249 42V43H250ZM109 43H110V41H109ZM187 43V42H186ZM114 44V43H113ZM185 44V43H184ZM183 44V45H184ZM171 45V46H170ZM187 45V44H186ZM107 47L109 46L108 44L106 45ZM115 46V45H114ZM192 46V45H191ZM250 46L252 47V45L250 44ZM249 46V47H250ZM105 47V46H104ZM103 47V48H104ZM178 47V46H177ZM177 47H175V48H177ZM184 48H185V45L183 46ZM182 47V48H183ZM189 47V46H188ZM193 47V46H192ZM248 47V48H249ZM111 48H113V45H112V47ZM110 48V49H111ZM171 48V50H172V52L174 51V50H176L175 48H174V50ZM187 48V47H186ZM190 48V47H189ZM246 48V47H245ZM254 48V47H253ZM178 49V48H177ZM191 49V48H190ZM244 49V48H243ZM243 49H242V51H243ZM166 50H167V48H166ZM180 50V49H179ZM249 50H250V48H249ZM148 51V50H147ZM162 51H163V53H162ZM170 51V50H169ZM246 51H248V50H246ZM178 52H181V51H178ZM177 51H176V53H178ZM237 52V51H236ZM234 53H235V51H234ZM240 53V52H239ZM245 53V52H244ZM169 54H172V53H170L169 52ZM174 55H175V51H174V53H173ZM181 54V53H180ZM179 54V55H180ZM186 54V56H184ZM232 54V53H231ZM241 54H242V52L240 53V55H239V57L241 56ZM246 54V53H245ZM235 55H236V53H235ZM144 56H145V58H144ZM168 56H170V55H168ZM177 56V55H176ZM212 56V55H211ZM216 56H217V54H216ZM221 56V55H220ZM227 56V55H226ZM177 57H179V56H177ZM210 57V56H209ZM213 57H215V55L213 56ZM212 57V58H213ZM238 57V56H237ZM175 58V57H174ZM211 58V59H212ZM141 59V60H142ZM170 59V58H169ZM172 59V58H171ZM209 59V58H208ZM164 60V61H163ZM170 61V60H169ZM171 62V61H170ZM188 62V63H189ZM169 62H168V60H167V64H168ZM163 64V63H162ZM161 64V65H162ZM164 64H166V62L164 63ZM163 64V65H164ZM195 64L193 63L192 64V67L194 66ZM166 66H168V65H166ZM179 66V67H180ZM196 66V65H195ZM196 66V67H197ZM161 67V66H160ZM160 67H159V69H160ZM172 67V68H173ZM176 67V66H175ZM139 68V66H137V69ZM139 68V69H140ZM177 68V67H176ZM195 68V67H194ZM200 68V69H201ZM207 68V67H206ZM214 68V69H215ZM136 69V70H137ZM138 69V70H139ZM187 69V68H186ZM185 69V70H186ZM229 69V68H228ZM136 70H135V72H136ZM161 70V69H160ZM160 70H159V73H160ZM164 70V69H163ZM171 70V69H170ZM184 70V71H185ZM189 70V69H188ZM193 70H195V72L197 71L196 69H193ZM212 70V69H211ZM223 70H224V68H223ZM177 71V70H176ZM187 71V70H186ZM192 71V70H191ZM191 71H189V72H191ZM199 71V70H198ZM201 71V70H200ZM202 71V72H203ZM239 71V72H240ZM134 72V73H135ZM172 72V71H171ZM175 72V71H174ZM174 72H172V73H174ZM194 72V71H193ZM193 72H191L192 74H193ZM194 72V73H195ZM205 72V71H204ZM134 73H132L133 75H134ZM161 73H163V71L161 72ZM161 73H160V76H161ZM167 73V72H166ZM179 73V72H178ZM190 73V74H191ZM197 73V72H196ZM199 73V72H198ZM197 73V74H198ZM137 74H139V73H137ZM136 74V75H137ZM158 74V73H157ZM157 74H155L154 75V79H152V80H157V79H155L156 77H158L159 76V74H158V76H157ZM165 74V73H164ZM181 74H183V73H181ZM200 74H202V76H203V73H200ZM131 75V74H130ZM166 75V74H165ZM172 75V74H171ZM235 75H236V73H235ZM184 76H185V74H184ZM183 75L181 76V77H184ZM192 76V75H191ZM199 76H201V75H199ZM237 76V75H236ZM134 77H135V75H134ZM149 77V78H148ZM167 77H171V76H167ZM187 77V76H186ZM143 78L141 79L140 78V80L141 81H145V80H143ZM144 78V79H145ZM173 78V77H172ZM130 79V78H129ZM162 79H164V78H162ZM176 79H177V77H176ZM181 78H179V80H180ZM188 79H189V76H188ZM192 79V78H191ZM190 79V80H191ZM166 81H167V79H165ZM162 81V82H166V81ZM174 80V79H173ZM172 80V81H173ZM178 80V79H177ZM184 80V79H183ZM187 80V79H186ZM190 80H188V81H190ZM235 80H236V78H235ZM128 81V80H127ZM158 81H160V80H158ZM169 81V80H168ZM261 81H260V83H261ZM147 83L149 82V81H146ZM146 82H142V84L144 85V83H146ZM187 82V81H186ZM244 82V81H243ZM256 82V83H255ZM146 83V84H147ZM152 83H154V82H152ZM168 83V82H167ZM166 83V84H167ZM176 83V82H175ZM242 83V82H241ZM244 83H246V82H244ZM260 83H259V85H260ZM129 84V83H128ZM127 84V85H128ZM159 84H160V82H159ZM165 84V83H164ZM170 84V83H169ZM172 84V83H171ZM176 84H178V83H176ZM182 84V83H181ZM187 84H189V83H187ZM126 85V84H125ZM143 85H140V87H142ZM148 85V84H147ZM147 85H146V88H147ZM150 85V84H149ZM185 85V84H184ZM183 85V86H184ZM216 85V84H215ZM112 86V85H111ZM114 86V85H113ZM174 86V85H173ZM261 86H263V84L261 83ZM139 87V88H140ZM149 87V86H148ZM152 87V86H151ZM151 87H149L150 88V90H151ZM155 87V86H154ZM168 87V86H167ZM171 86H169V88H170ZM177 87V86H176ZM178 87H180V86H178ZM210 87V86H209ZM216 87V86H215ZM106 88V87H105ZM153 88V87H152ZM164 89H166V86L165 87H163ZM162 88V92H164L163 89ZM211 88V87H210ZM260 88V87H259ZM115 89V88H114ZM144 90H142V88H141V91H143V95L147 92V91H149V89H145V85H144V88H143ZM155 89V88H154ZM173 89V88H172ZM172 89H170V91L172 90ZM175 89V88H174ZM176 89H178V88H176ZM215 89V88H214ZM216 89H217V87H216ZM104 90H106V89H104ZM104 90H102L103 92H105ZM140 90V89H139ZM147 90V91H146ZM180 90H181V87H180ZM180 90L178 89V91L179 92H177V91H175V93L173 92L172 94H174V97L176 96V97H178V99L176 100V101H171V103L170 102H168V104L165 106V105H163V106H165L164 108H162V107H160L161 109H163V110H159V111H157L156 109L153 111V109L150 107L151 105H146V107H150V108H144V105L142 106L143 108H144V110H140L139 109V107L141 106H139L138 107V109L136 108V110H134V107H132V103H131V108H133V109H127V108H123V106H120L119 108H117L118 110L115 112V113H117V116H116V114H113V117H114V115L116 116L115 117V120H114V118L112 117V115L110 116L111 118H113L112 120H114L113 121V123L112 122H110V127L111 128H109V129H101L102 127H100V129H98L97 131H95V133H93L92 135H90L89 134V132H88V135L90 136V138H91V144H87V145H91L90 147H96V145L98 146V144H101V142H103L104 140H115V141H124L125 139H126V141H127V139H132V138H134L136 135H138L137 137H136V139H141V137H143V135H149V133H152L153 134V132H155V133H159V135L161 134V136H159L161 139L163 138V136L165 137L164 138V140H166V136H170L171 134H179V135H177V137H180V134H182L184 131H186V133L188 132V131H191V130H193V131H191L192 132V134H191V132H188V133H190V136L191 135H193V132H194V130H198L199 132H201V133H199L198 134V131L196 132V135L195 136H193L192 138L194 139V140H197V142H199V139H202L203 138V136L204 135H202V132H203V130L202 131H200L201 129H205L206 130V128H211L212 126L211 125H213L214 126V124L216 125V124H220V126H221V131H220V133L218 134L219 136H220V139H221V142L219 143L220 145H218V148L214 145V148L216 147V149L214 150V153H212V155H209L210 157H208V155H207V157L208 158H204L203 159V157L201 158L202 160L200 161V158H191V162H189V161H187V160H189V156H188V159H186V161L187 162H189V163H191V164H189V165H194V170H195V168H196V170L194 171V172H196V173H194V172H191V167L193 166H190L189 168H190V170H189V168L187 169V167H185L186 169V171L187 170H189L191 173H193L192 175H191V173L189 174H187V172H186V174L184 175L183 173L181 174V169L182 170H184L183 168H182V166H184L185 164H187V162L185 161V162H183L182 160V162H183V165H182V163L180 164H178L177 165V167H176V165H174V164H172V165H174V166H172L171 164V166L172 167H176V169L177 168H180V167H178V166H180L181 165V169H177V170H179L180 172V174H181V176L182 175H184V177L182 178V180L184 181V179L186 180V179H188L189 180V178H195V179H197V180H199L201 183H202V180H204L203 182L204 183H206V181L205 180H207V181H210V180H217L218 182H219V180L221 181V183H223L222 182V180H234V183H235V181H238V180H241L240 182H239V184L240 183H243L244 182V180L246 181V183H245V188H247V185H249V183H250V180H249V183H248V179H251V182L253 181V182H255V181H257V183H258V180H259V177H261L260 178V182H262L261 181V179L263 180V178H262V176H264V90H262V93H260V91H259V93L258 92H256L255 93V91H254V93H253V91L250 93H248V91H247V93L245 92H243V94H236V95H234V96H232L231 98H227V97H225L223 94V92H222V94L221 93H212L211 91L209 92L208 91V86L206 87L205 86V88H203V89H201L200 87H197V88H193V89H191V87L188 89V91H184V90H181V91H183V92H180ZM100 91V90H99ZM144 91H145V93H144ZM152 91V90H151ZM173 91V90H172ZM212 91H214V90H212ZM82 92V91H81ZM90 92V91H89ZM140 92V91H139ZM160 92V91H159ZM167 92H168V88H167ZM106 93H108V92H106ZM106 93H104V94H106ZM135 93H137V91H135ZM140 93V94H141ZM150 93V92H149ZM149 93H148V95H149ZM152 93H153V95H154V93L156 94L157 92H151V94H150V96L153 98L154 96H152ZM161 93V92H160ZM169 93V95H170V97L172 96L173 97V95H171L170 94V92H168ZM239 93V92H238ZM241 93V92H240ZM78 94H81V93H78ZM140 94H138V96L140 95ZM147 94V93H146ZM145 94V95H146ZM158 94L159 93H157L156 95L158 96ZM229 95L231 94V93H228ZM228 94H226V95H228ZM245 94V95H244ZM77 94H74V96H76ZM103 94H102V92H101V94H100V92H94V93H88L87 92V94H84V95H82L81 97H79L78 99H77V101H82V100H89L90 101V99H91V101H92V99H100V100H102L101 98H99L100 96H102ZM134 95H136V94H134ZM162 95L164 96V95H166V91H165V94L164 93H162ZM162 95H160L159 94V97H160V99H162L163 98V96ZM168 95V94H167ZM168 95V96H169ZM105 96L106 95H104V98H105ZM133 95H131V97H132ZM137 96V95H136ZM157 96H155V97H157ZM73 97V96H72ZM142 97V96H141ZM145 97V96H144ZM158 97V98H159ZM162 97V98H161ZM164 97H167V96H164ZM125 98H127V97H125ZM129 98V97H128ZM145 98H147V95H146V97ZM149 98V97H148ZM157 98V99H158ZM135 99V98H134ZM99 100V101H100ZM105 100H106V98H105ZM109 100V99H108ZM72 101V100H71ZM70 101V102H71ZM83 101V102H84ZM99 101H97V102H99ZM114 101V100H113ZM120 101V100H119ZM164 101V100H163ZM73 102V101H72ZM86 102V101H85ZM94 102V101H93ZM96 102V101H95ZM111 102V101H110ZM126 102H128V101H126ZM46 103H48V102H46ZM77 103V102H76ZM78 103H80V102H78ZM82 103V102H81ZM87 103H88V101H87ZM86 103V104H87ZM113 103H115V102H112V104ZM117 103H118V101H117ZM135 105L134 106H136V103L135 102H133ZM163 103V102H162ZM72 104V103H71ZM85 104V103H84ZM91 104V103H90ZM89 104V105H90ZM93 104V103H92ZM124 104H125V102H124ZM157 104V103H156ZM164 104V103H163ZM73 105V104H72ZM75 105V104H74ZM79 106H81L80 104H78ZM78 105H75V106H78ZM88 105V104H87ZM116 105V104H115ZM128 105V104H127ZM130 105V104H129ZM154 105V104H153ZM74 106V107H75ZM157 106V105H156ZM160 106V105H159ZM158 106V107H159ZM45 107V106H44ZM59 107V106H58ZM130 107V106H129ZM137 107V106H136ZM142 107H140V108H142ZM45 108H47V107H45ZM154 108H157V107H154ZM130 110H133L132 112L134 113V111H138L137 113L138 114H136L135 116H134V114L132 115V114H130ZM152 111V112H151ZM130 114V117H128L127 116V114ZM110 118V119H111ZM148 118H152V119H148ZM136 119H138L139 121L137 122V123H139L140 122V120H141V123H142V119H145L144 121L146 122V120L148 119V121L150 120V122H148V123H146V124H143L142 126H139L138 128H136L135 130H133V128H132V130L131 131H127V129L128 128H126V129H123V128H120L121 126L122 127H125V123L126 122H131V123H133L134 121L133 120H136ZM111 121V120H110ZM143 121V122H144ZM128 122V123H129ZM130 123V127H131V124ZM244 123H248V124H245V125H247V127L244 125ZM251 123V124H250ZM113 124V125H112ZM239 124H241L242 126H244V129L242 130V131H240V134H237V136L238 135H241V134H243V135H245V136H247V137H249V139L251 138V141L249 142V141H246V139L243 141V139H239V138H236L235 137V135L233 134V136L232 135H230V136H232V137H235V138H232V137H226V138H224V135H226L225 134V132H223V130H224V128H227V127H236V126H239ZM109 125V124H108ZM107 125V126H108ZM127 125H129V124H127ZM135 125V124H134ZM139 125H141V124H139ZM107 126H104V127H106V128H108ZM211 126V127H210ZM219 126V127H220ZM135 127H137L136 125H135ZM218 127V126H217ZM240 127V126H239ZM246 127V128H245ZM213 128V127H212ZM216 128V127H215ZM237 128V127H236ZM129 129H131V128H129ZM214 129V128H213ZM218 129V128H217ZM223 129V130H222ZM204 130V133H206V131ZM211 130V129H210ZM209 130V131H210ZM226 130H228V129H226ZM231 130V129H230ZM234 130H236V131H234ZM233 130V133L234 132H237V130H238V128L237 129H234ZM240 130H241V128H240ZM218 131V130H217ZM229 131V130H228ZM213 132V131H212ZM239 132V131H238ZM91 133V132H90ZM187 133V134H188ZM214 133V132H213ZM229 133H231V132H229ZM151 134V135H152ZM87 135V134H86ZM88 135H87V137H88ZM208 135V134H207ZM206 135V136H207ZM211 135V134H210ZM216 135V134H215ZM92 136V137H91ZM150 136V135H149ZM156 136V135H155ZM158 136H156V137H158ZM176 136V135H175ZM182 136V135H181ZM184 136V135H183ZM188 136V135H187ZM205 136V137H206ZM173 137V136H172ZM171 137V138H172ZM184 137H186V136H184ZM204 137V138H205ZM208 137V136H207ZM206 137V138H207ZM210 137V136H209ZM241 137L242 138H244V136H242L241 135ZM83 139H84V137H82ZM144 138V137H143ZM153 138V137H152ZM173 138H175V137H173ZM187 138V140L188 141H190V142H188L187 144L189 145L191 142H192V140L191 139H188V137H186ZM190 138V137H189ZM206 138H205V141H206ZM224 138V139H223ZM82 139V140H83ZM135 139V138H134ZM135 139V140H136ZM156 139V138H155ZM175 139H177V138H175ZM174 139V140H175ZM181 139V137L179 138V139H177V140H180ZM184 141L186 140L185 138H182ZM208 139V138H207ZM210 139V138H209ZM214 139H216V138H214ZM217 139H219V138H217ZM128 140V141H129ZM133 140V139H132ZM142 140V139H141ZM144 140H146L145 138H144ZM148 140V139H147ZM168 140H170L169 138H168ZM174 140H172V141H174ZM186 140V141H187ZM248 140V139H247ZM115 141H114V143H115ZM149 141H151V140H149ZM161 141V140H160ZM186 141L184 142V143H182L183 141H181V143L182 144H184V148L186 149V147H185V143H186ZM210 142H213V140H209ZM220 141V140H219ZM152 142V141H151ZM158 141H156L155 143H157ZM168 142V141H167ZM167 142H165V143H167ZM178 141H176V143H177ZM180 142V141H179ZM194 142V141H193ZM193 142L191 143V144H193ZM196 142V141H195ZM196 142V143H197ZM210 142L208 143V144H210ZM77 143V142H76ZM90 143V142H89ZM110 143H112V142H110ZM119 143V142H118ZM150 143V142H149ZM153 143V142H152ZM175 143V142H174ZM181 143H179V145L181 144ZM214 143V142H213ZM106 145L108 144V143H105ZM148 144V143H147ZM158 144V143H157ZM157 144L156 145H154V147L155 146H157ZM161 144V143H160ZM182 144L180 145V146H182ZM186 144V145H187ZM195 144V143H194ZM193 144V145H194ZM206 144L207 143H205V149H210V148H206V147H208V146H206ZM216 144V143H215ZM78 145H79V143H78ZM149 145V144H148ZM169 146H170V144H168ZM172 145V144H171ZM188 145H187V147H188ZM193 145H191V148L193 147ZM198 145V144H197ZM197 145H194L195 147L197 146ZM199 145H200V143H199ZM202 145V144H201ZM212 145V148H213V144H210L209 145V147ZM75 146H76V144H75ZM101 146V145H100ZM104 146V145H103ZM150 146V145H149ZM162 146H166L167 147V144L165 145H161L160 147H162ZM169 146H168V148H169ZM174 146V145H173ZM175 146H177V145H175ZM204 146H203V148H204ZM106 147V146H105ZM105 147H104V149H105ZM108 147V146H107ZM159 147V149H161ZM172 147V146H171ZM190 147V146H189ZM92 148H91V150H92ZM118 148V147H117ZM183 148V149H184ZM191 148H189V149H191ZM197 148H198V146H197ZM97 149V148H96ZM106 149H108V148H106ZM113 149V148H112ZM138 149V148H137ZM140 149V148H139ZM147 149H149V148H147ZM152 149V148H151ZM158 149V148H157ZM163 149V148H162ZM166 149V148H165ZM163 150L164 152H166V150ZM170 149V148H169ZM168 149V150H169ZM172 149V148H171ZM176 149V148H175ZM193 149V148H192ZM204 149V150H205ZM68 150V149H67ZM90 150V149H89ZM101 150H103V149H101ZM109 150V149H108ZM146 150V149H145ZM187 150V149H186ZM194 150V149H193ZM110 151V150H109ZM141 151H142V149H141ZM153 151H155L156 153L158 152V151H156L155 149H153ZM152 151V152H153ZM160 151V150H159ZM174 151V150H173ZM177 151V150H176ZM180 151H183V150H181V148H180ZM197 151V150H196ZM207 151V150H206ZM212 151H213V149H212ZM94 152H96V151H94ZM97 152H99V151H97ZM104 152V151H103ZM170 152V151H169ZM192 152V151H191ZM199 152H201V148H200V151ZM93 153V152H92ZM106 153H107V151H106ZM145 153V152H144ZM144 153H142L143 155H144ZM151 153V152H150ZM159 153V152H158ZM160 153H163V152H161L160 151ZM168 153V152H167ZM178 153V152H177ZM193 154H194V152H192ZM191 153V154H192ZM197 153V152H196ZM104 154V153H103ZM108 154V153H107ZM112 154V153H111ZM140 154V153H139ZM145 154H147V152L145 153ZM148 154H149V150H148ZM155 154V153H154ZM153 154V155H154ZM174 154H176V152L174 153ZM184 154V153H183ZM211 154V153H210ZM86 155V154H85ZM89 155V154H88ZM113 155V154H112ZM137 155V154H136ZM141 155V154H140ZM139 155V156H140ZM142 155V156H143ZM151 155V154H150ZM165 155V154H164ZM167 155V154H166ZM165 155V156H166ZM172 154H170V156H171ZM177 155V154H176ZM195 155V154H194ZM197 155H200V154H197ZM224 155H226V157H224ZM55 156H57L58 157V155H55ZM54 156V157H55ZM60 156V155H59ZM149 156V155H148ZM173 156V155H172ZM178 156H180V155H178ZM177 156V157H178ZM181 156H183L182 154H181ZM201 156H203L202 154H201ZM206 156V155H205ZM53 157V158H54ZM61 157H62V154H61ZM91 157H92V155H91ZM100 157V156H99ZM162 157V156H161ZM160 157V158H161ZM167 157H169V156H167ZM166 157V158H167ZM174 157V156H173ZM191 157V156H190ZM155 159H156V157H154ZM165 157H163V159H164ZM175 158V157H174ZM179 158V157H178ZM183 158V157H182ZM56 159V158H55ZM58 159V158H57ZM59 159H60V157H59ZM86 159H87V157L86 156H83L82 157V159L81 160H79V161H81L80 163H83V162H85L86 161ZM150 159V158H149ZM148 159V160H149ZM152 159H153V157H152ZM152 159H150V161L152 160ZM177 159V158H176ZM181 159V158H180ZM193 159H196L195 161L196 162H193L194 160ZM50 160V159H49ZM88 160V159H87ZM90 160V159H89ZM93 160V159H92ZM137 160V159H136ZM162 160V159H161ZM172 160V159H171ZM193 160V161H192ZM197 160H199V161H197ZM47 161V160H46ZM142 161H145V160H142ZM142 161H140V162H142ZM158 161H160V160H158ZM156 162V161H154V162H156V163H154L153 161H151L152 163H154V165L153 164H151L152 165V167L153 168H155V167H159V166H163L162 164H164L165 166H167V165H169V163L168 164H165V163H162V162H164L163 160H162V162ZM172 161H174V159L172 160ZM171 161V162H172ZM176 161V160H175ZM180 161V160H179ZM179 161H177V162H172V163H178ZM133 162V161H132ZM140 162H138V163H140ZM146 162V161H145ZM148 162V161H147ZM146 162V163H147ZM150 162V163H151ZM165 162H166V159H165ZM54 163H55V161H54ZM53 163V164H54ZM57 163V162H56ZM137 163V162H136ZM144 163V162H143ZM142 163V169H143V167L144 168H146L145 166L148 164H150V163H147L146 165H144ZM45 164V167L47 166V164L46 163H44ZM43 164V165H44ZM78 165H82V164H79V163H77ZM76 164V165H77ZM135 163H133V165H134ZM141 164V163H140ZM140 164H138L139 166H140ZM52 164H50V166H51ZM129 165V164H128ZM130 165H132V163H130ZM129 165V166H130ZM132 165V166H133ZM138 165H136V166H134V167H137ZM144 165V166H143ZM188 165V164H187ZM188 165V166H189ZM186 166V165H185ZM44 167V166H43ZM75 167V166H74ZM73 167V168H74ZM78 168H80V166H77ZM77 167H75L76 168V170L75 171H77ZM152 167H150V165H149V167H147L148 169L149 168H151V169H149V172H150V174H151V170H153V168ZM169 167V166H168ZM168 167H165L166 169L168 168ZM171 167V168H172ZM40 168V167H39ZM38 168V172L40 171V169ZM72 168V169H73ZM74 168V169H75ZM130 168H131V166H130ZM138 168V169H137ZM136 168V170H137V172H138V170L140 169L141 170V168H139V167H137ZM147 168H146V170H147ZM161 168H163V167H161ZM41 169H42V167H41ZM49 168H47L46 167V170H48ZM157 169H159V168H156V170ZM169 170H170V167L168 168ZM167 169V170H168ZM174 169V168H173ZM175 169V170H176ZM192 169H193V167H192ZM43 170H44V168H43ZM52 170V169H51ZM134 170V169H133ZM133 170H130V171H133ZM144 170V169H143ZM159 170H164V169H159ZM153 171H155V170H153ZM171 171H172V169H171ZM38 172L36 173V174H38ZM42 172H44V171H42ZM47 172V171H46ZM45 172V173H46ZM69 172V171H68ZM134 172V173H133ZM132 173V175L133 176H131L130 174H128V175H130L129 177H127L126 175V177H121L120 178V180H119V178H118V180L115 182V180H114V184H113V181H112V190L109 192V193H104V194H100V195H98L97 194V196H95V198H96V200H95V202L93 201V205L92 204H90V205H92V208L94 209V212H95V215H96V218H97V220H98V234H97V236H98V239L97 240H99L100 242H101V244H102V242H103V240H104V238H106V236L107 235H109V233H110V231H115V229H113L114 228V225H116V221L117 220H121V222H123L125 219H127L128 220V218H129V220L131 219V221L132 220H134V219H136L137 220V218H140V220H141V218H144L145 217V219L143 220V221H145L146 220V216H150V213H151V211H153V209L151 210V204L154 202V201H156L157 200V202H158V199H160L161 197L163 198L164 196H165V192H164V190L167 192V191H170V190H168V188H169V184H171V183H173L176 179H174L172 176H170V174H169V172L167 173V175L169 174V176H167L166 174H163V175H165L163 178H161V176L159 175L158 176V178H157V176H154V178H157V179H154L153 177V179L155 180H153L152 178H146L145 176H144V174L142 175L143 177H145V178H141V176L140 175H138V173L136 172L135 173V171H133ZM141 172V171H140ZM156 172V171H155ZM175 172V171H174ZM178 172V171H177ZM64 173H66L65 171H64ZM143 173V172H142ZM146 173V172H145ZM159 173V172H158ZM166 173V172H165ZM171 173V172H170ZM173 173V172H172ZM179 173H177V174H179ZM40 174V173H39ZM44 174V173H43ZM68 174V173H67ZM67 174H65V175H67ZM136 176H135V175ZM140 174V173H139ZM150 174H149V176H150ZM161 174V173H160ZM61 175H63V174H61ZM64 175V176H65ZM155 175V174H154ZM158 175V174H157ZM162 175V174H161ZM172 175V174H171ZM187 175V176H186ZM39 176V175H38ZM40 176H41V174H40ZM64 176H62V177H64ZM137 176H139V177H137ZM180 176V175H179ZM151 177V176H150ZM160 177V178H159ZM177 177V176H176ZM175 177V178H176ZM186 177V178H185ZM34 178V177H33ZM178 179H181V177L179 178V177H177ZM258 178V179H257ZM35 179V178H34ZM37 179H38V181H40L39 180V178L37 177ZM41 179V178H40ZM57 179L58 178H56V181H57ZM63 180L65 179V178H62ZM67 179V178H66ZM65 179V180H66ZM253 179V180H252ZM257 179V180H256ZM36 180V179H35ZM55 180V179H54ZM60 180V179H59ZM181 180V181H182ZM187 180V181H188ZM193 180L194 179H192V180H190V182L192 181L193 182ZM67 181V180H66ZM71 181V180H70ZM152 181H154V182H152ZM198 181V182H199ZM217 181H216V183H217ZM229 181V183L231 184V182ZM264 181V180H263ZM52 182V181H51ZM61 182H63V181H60V184H61ZM151 182L152 183H157V185H156V187H157V189H153V188H156V187H154L155 186V184H154V186H153V188L152 187H149L150 189H152V190H150V189H146V185L148 184H150L151 185ZM186 182V181H185ZM196 182V181H195ZM195 182H193V183H195ZM197 182V183H198ZM200 182H199V185L197 184V185H195V187L196 188H194V186L192 187V185L193 184H191L190 186H188V188L186 189L185 188V193L187 192L188 194L191 192V191H197L196 189H200V191L202 192V190L201 189H205L206 191L208 190V189H206V187H209V186H206L205 187V185L203 186V185H201L200 186ZM211 182V181H210ZM209 182V183H210ZM226 182V181H225ZM252 182V183H253ZM33 183V182H32ZM39 183V182H38ZM41 183V182H40ZM50 183V182H49ZM49 183L48 184H45L47 187H49L48 185H49ZM176 183L178 184V183H181V182H178V180L176 181ZM175 183V184H176ZM187 183V182H186ZM211 183H213V182H211ZM214 183H215V181H214ZM234 183H233V185L231 184V186H234V188L233 189H236L237 187H235V185H234ZM35 184H37V183H35ZM42 184V183H41ZM52 184V183H51ZM59 184V183H58ZM77 184V183H76ZM177 184L176 185H174V183H173V186H177ZM182 184H185V183H183L182 182ZM224 184V183H223ZM230 184L228 185V181H227V185H228V188L230 187ZM236 184V183H235ZM251 184V183H250ZM254 184V183H253ZM252 184V185H253ZM262 184V183H261ZM261 184H256V185H258V187H260L261 186ZM38 185V184H37ZM40 185V184H39ZM168 185V187H167V189H166V186ZM178 185H180V184H178ZM214 185V184H213ZM219 185V183H217V186L216 187H219L218 186ZM243 185H244V183L242 184V188H243ZM251 185V186H252ZM255 184L253 185V186H256ZM263 185V184H262ZM34 186V185H33ZM33 186H32V188H33ZM41 186V185H40ZM51 186V185H50ZM152 186V185H151ZM199 186V187H198ZM214 186V187H215ZM226 187V184H224L223 186H222V184H221V186L220 187ZM251 186H248V188L249 187H251ZM30 187H31V185H30ZM30 187L28 188V186H27V189H30ZM42 187V186H41ZM124 187L126 188H128V190H126V191H124L123 189H124ZM148 187V186H147ZM213 187V186H212ZM213 187V189H217V188H214ZM224 187V188H225ZM240 187H241V185H240ZM239 187V188H240ZM262 187V186H261ZM39 188V187H38ZM37 188V189H38ZM50 188V187H49ZM49 188H47V190L49 189ZM126 188V189H127ZM171 188V187H170ZM224 188H222V189H224ZM228 188H226V189H228ZM232 188V187H231ZM231 188H229L228 190L229 191H231L232 189ZM241 188V189H242ZM41 189V188H40ZM40 189H39V191H40ZM98 189V188H97ZM100 189V188H99ZM111 189V188H110ZM171 189H173V187L171 188ZM174 189H177V188H174ZM183 189V188H182ZM210 189H212V188H210ZM208 190V191H211V190ZM213 189H212V191H213ZM221 189V190H222ZM226 189H224L225 190V193H226ZM238 189V188H237ZM252 189V188H251ZM251 189L249 188V190L251 191ZM26 190V189H25ZM24 190V191H25ZM178 190L180 191V188H178ZM220 188H219V194H223V193H220ZM224 190H223V192H224ZM227 190V191H228ZM239 190V189H238ZM252 190H256V189H254V187H253V189ZM29 191H31V190H29ZM33 191H34V188H33ZM38 191V192H39ZM189 191V192H188ZM199 191V190H198ZM199 191V192H200ZM228 191V192H229ZM233 191V190H232ZM37 192V190H35L34 192H31V193H36ZM38 192H37V194H38ZM183 192V193H184ZM200 192V193H201ZM203 192H204V190H203ZM214 193H212L211 192V194L213 195L214 194V196H215V190L213 191ZM217 192V191H216ZM222 192V191H221ZM227 192V193H228ZM235 192H238V191H235ZM253 192V191H252ZM257 192H258V190H257ZM257 192H253V193H257ZM260 192V191H259ZM263 192V191H262ZM40 193H41V191H40ZM100 193V192H99ZM102 193V192H101ZM168 193V192H167ZM171 193H174V190H172L171 191ZM182 193V192H181ZM186 193V194H187ZM195 193V192H194ZM194 193H193V196H194ZM205 193V194H204ZM203 194L204 195H206V192H204ZM210 193V192H209ZM209 193H208V195H207V197L209 196ZM27 194V193H26ZM177 194V193H176ZM190 194H192V193H190ZM258 194V193H257ZM168 195H172V194H170V193H168ZM175 195V194H174ZM198 195H200L199 193H198ZM224 196H227L226 194H223ZM222 195V196H223ZM188 196V195H187ZM190 196V195H189ZM202 196V195H201ZM214 196H212V197H214ZM249 196H252V195H249ZM253 196H255V195H253ZM257 196V195H256ZM27 197V196H26ZM170 197V196H169ZM192 197V196H191ZM194 197H196V196H194ZM211 197V198H212ZM220 197H221V195H220ZM234 197V196H233ZM232 197V198H233ZM261 197V196H260ZM259 197V198H260ZM167 198V196L165 197V199ZM171 198H172V196H171ZM173 198H174V196H173ZM190 198V197H189ZM197 198V197H196ZM201 198V197H200ZM200 198H199V200H200ZM204 198V197H203ZM218 198V197H217ZM227 198V197H226ZM250 198V197H249ZM169 199V198H168ZM175 199V198H174ZM173 199V200H174ZM187 199V198H186ZM191 199V198H190ZM193 199H195V198H193ZM209 199V198H208ZM225 199V198H224ZM235 199V198H234ZM233 199V200H234ZM262 199H264V196L262 195ZM85 200V199H84ZM161 201H162V199H160ZM198 200V199H197ZM207 200V199H206ZM214 200V199H213ZM218 200V199H217ZM221 200H223V198H221ZM161 201H159L158 203L159 204H157L158 206H161ZM164 201H166V200H164ZM189 201H191V200H189ZM209 201H211V200H209ZM209 201L207 200V202L209 203ZM226 201V200H225ZM228 201H230V200H228ZM231 201H232V199H231ZM255 201H259V200H257V197H256V200ZM263 200H260L259 202H262ZM87 202V201H86ZM193 202V201H192ZM191 202V203H192ZM205 202V201H204ZM214 202V201H213ZM219 202V201H218ZM224 202V201H223ZM264 202V201H263ZM161 203V204H160ZM165 203H167V201L165 202ZM169 203V202H168ZM167 203V204H168ZM186 203V202H185ZM194 203H196V200H195V202ZM217 203V202H216ZM232 203V202H231ZM236 203H238V202H236ZM257 203V202H256ZM256 203H252V204H256ZM84 204H87V207H85V208H87L88 210H90L89 208H88V203H84ZM155 204V203H154ZM169 204H172V203H169ZM200 204H201V202H200ZM207 204V203H206ZM211 204H212V202H211ZM228 205H231V204H229V202L227 203ZM249 204V205H248ZM248 206H250V204H251V201H249L248 202ZM264 204V203H263ZM262 203H261V205H263ZM70 205V204H69ZM89 205V206H90ZM165 205V204H164ZM195 205V204H194ZM226 205V204H225ZM234 205H235V202H234ZM238 205H240V204H238ZM257 205V204H256ZM260 205V204H259ZM258 205V206H259ZM260 205V206H261ZM80 207H81V205H79ZM78 206V207H79ZM154 206V205H153ZM157 206V207H158ZM171 206V205H170ZM173 206V205H172ZM200 206V205H199ZM214 206V205H213ZM236 206V205H235ZM235 206H234V208H235ZM247 206V207H248ZM254 206V205H253ZM257 206V207H258ZM259 206V207H260ZM156 207V206H155ZM162 207V206H161ZM203 207H204V205H203ZM209 207V206H208ZM226 207H228V206H226ZM256 207V206H255ZM254 207V208H255ZM256 207V208H257ZM258 207V208H259ZM261 207H263V206H261ZM54 208V207H53ZM77 208V207H76ZM85 208H82L84 211H85ZM162 208H164V207H162ZM166 208V207H165ZM170 208V207H169ZM211 208V207H210ZM213 208V207H212ZM256 208H255V210H256ZM60 209V208H59ZM69 209V208H68ZM78 209V208H77ZM79 210V211H83V210ZM86 209V210H87ZM92 209V210H93ZM158 209H160V208H158ZM191 209H193V208H191ZM197 209H200V208H197ZM201 209H203V208H201ZM206 209V208H205ZM224 209H226V208H224ZM236 209V208H235ZM252 208L250 207V209H248V211L249 210H251ZM264 209V208H263ZM61 210V209H60ZM70 210H72V209H70ZM74 210V209H73ZM92 210L90 211V212H92ZM155 210H157V208L155 209ZM161 210V209H160ZM160 210H158V211H160ZM169 211H171L170 209H168ZM196 210V209H195ZM208 210V209H207ZM220 210H222V209H220ZM234 210V209H233ZM239 210V209H238ZM259 210V209H258ZM258 210H257V212L256 213H258ZM261 210V209H260ZM66 211H68L69 213H71L69 210H67L66 209ZM76 211V210H75ZM83 211V212H84ZM162 211V210H161ZM201 211V210H200ZM203 211H204V209H203ZM213 211H215L214 209H213ZM212 211V212H213ZM218 211V210H217ZM241 211H242V209H241ZM240 211V212H241ZM246 211V210H245ZM254 211V210H253ZM263 211V210H262ZM52 212H53V210H52ZM58 212V211H57ZM89 212V213H90ZM93 212V213H94ZM155 211H153V213H154ZM193 212V211H192ZM197 212V211H196ZM208 212H211V211H209L208 210ZM225 212V211H224ZM223 211L222 212H220V213H224ZM229 212V211H228ZM234 212V211H233ZM236 212H238L237 211V209H236ZM255 212H253L254 214H255ZM259 212H261V211H259ZM55 213V212H54ZM73 213H75L74 211H73ZM158 213V212H157ZM156 213V215L158 216L159 215V213L157 214ZM168 213V212H167ZM190 213H191V211H190ZM205 213V212H204ZM230 213V212H229ZM235 213V212H234ZM242 213V212H241ZM245 213V212H244ZM263 213V212H262ZM53 214V213H52ZM79 214V213H78ZM86 214V213H85ZM155 214V213H154ZM196 214H200V212L199 213H196ZM207 213H205V215H206ZM214 214V213H213ZM225 214V213H224ZM231 214V213H230ZM252 214V213H251ZM84 215V214H83ZM90 215V214H89ZM94 215V216H95ZM156 215H151V216H156ZM191 215V214H190ZM201 215H202V213H201ZM210 215H211V213H210ZM219 215H221V214H218V217H216V218H221V216L219 217ZM234 215V214H233ZM236 215V214H235ZM242 215V214H241ZM248 215L252 218L253 216H251L249 213H248ZM248 215H246L247 217H248ZM257 214H255V216H256ZM263 215H264V213H263ZM3 216V215H2ZM54 216V215H53ZM69 216H70V214H69ZM79 216V215H78ZM85 216V215H84ZM151 216H150V218L148 217V219H150L151 220ZM195 216H197V215H195ZM216 216H217V214H216ZM244 216H245V214H244ZM260 216V215H259ZM4 217V216H3ZM2 217V218H3ZM68 217V216H67ZM88 217V216H87ZM193 217H194V215H193ZM206 217V216H205ZM204 216H203V218H205ZM209 217H211V216H209ZM228 217V215L226 216V214L224 215V219L226 218L227 219V221L228 220H231L229 217V219L227 218ZM231 217V216H230ZM238 217V216H237ZM241 217H243V215L241 216ZM250 217H248V218H250ZM261 217V216H260ZM264 217V216H263ZM77 218V217H76ZM75 218V219H76ZM80 218V217H79ZM83 218V217H82ZM89 218V217H88ZM91 219L93 218V217H90ZM162 217H160V219H161ZM199 218V217H198ZM212 218V217H211ZM223 218V217H222ZM234 217H232V219H233ZM235 218H236V216H235ZM234 218V219H235ZM254 218V217H253ZM86 219V218H85ZM85 219H84V221H85ZM94 219V218H93ZM122 219H124L123 221H122ZM153 219V218H152ZM207 219H208V217H207ZM210 219V218H209ZM208 219V221L207 222H209L210 220ZM218 219V220H219ZM237 219V218H236ZM240 220L242 219V218H239ZM238 219V220H239ZM261 219V218H260ZM1 220V219H0ZM68 220V219H67ZM139 220V219H138ZM137 220V221H138ZM221 220V219H220ZM50 221H52V220H50ZM78 221V220H77ZM83 220H82V222H84ZM87 221L89 222V220L87 219ZM135 221V220H134ZM148 221V220H147ZM152 221V220H151ZM188 221V220H187ZM197 222H198V219L196 220ZM204 221V220H203ZM215 221H216V223L218 224V222H217V220L215 219ZM214 221V222H215ZM226 221V220H225ZM250 221H251V219H250ZM253 221V220H252ZM262 221V220H261ZM66 222H68V221H66ZM70 222H71V220H70ZM86 222V221H85ZM126 222V221H125ZM129 222V221H128ZM136 222V221H135ZM157 222V221H156ZM188 222H190V220L188 221ZM187 222V223H188ZM195 222V221H194ZM202 222V221H201ZM201 222L199 221L198 223H199V225L197 224V226H195L196 224H194V226L193 225H191V228L189 227V228H186V229H188L187 231V233H186V229H184V228H182V229H184V231H185V233H186V235H185V237L184 238H181V240L182 241H178V247L177 248H175V249H172L171 250V248H169V250H170V256H169V259L167 260L168 262L166 263V264H177V261H178V259H182L183 261H185L186 259H187V264H211V263H213V264H218V262H219V258H221V256L222 255H224V253L226 252V250H227V248H226V246L229 244H226V246L224 245V241L226 240H224L223 242L220 240V239H222V237H221V233H218V232H220V231H217L216 233H213L212 232V234L210 233V235L211 236H209V237H207L208 235L205 233V232H207L209 229V227L206 225V223L204 222H202V224H201ZM213 221L211 220L210 221V223H212ZM213 222V223H214ZM224 222V221H223ZM222 222V223H223ZM229 222V221H228ZM231 222V221H230ZM232 222H233V220H232ZM231 222V223H232ZM234 222H236V221H234ZM241 222V221H240ZM245 222V221H244ZM75 223V222H74ZM131 224H132V222H130ZM139 223H140V221H139ZM154 223V222H153ZM215 223V224H216ZM219 223H220V221H219ZM237 223H239V222H237ZM247 223V222H246ZM249 223V222H248ZM251 223H254V222H251ZM257 223V222H256ZM259 223V222H258ZM262 223V222H261ZM51 224H53V223H51ZM83 224V223H82ZM118 224H120L119 222H118ZM118 224H117V226H118ZM122 224V223H121ZM126 224V223H125ZM124 224V225H125ZM130 224V225H131ZM142 224V223H141ZM149 224H151L150 222L148 223V225ZM184 224V223H183ZM189 224H192V223H189ZM189 224H187L188 226H189ZM208 224V223H207ZM216 224V225H217ZM226 224H227V222H226ZM244 224V223H243ZM55 225V224H54ZM68 225V224H67ZM88 225V224H87ZM97 225V224H96ZM123 225V224H122ZM133 225H134V223H133ZM140 225V224H139ZM139 225H137V226H139ZM144 225H145V223H144ZM185 225H186V223H185ZM184 225V226H185ZM210 225V224H209ZM222 225V224H221ZM221 225H219V226H221ZM228 225V224H227ZM227 225H224V226H227ZM241 225V224H240ZM245 225V224H244ZM253 225V224H252ZM262 225H264V223H262ZM262 225L260 226V227H262ZM51 226V225H50ZM49 226V227H50ZM62 226H64V225H62ZM69 226H71V225H69ZM121 226V225H120ZM119 226V227H120ZM129 225H127V227H128ZM135 226V225H134ZM187 226V227H188ZM193 226V227H192ZM211 226H214V224L213 225H211ZM223 226V227H224ZM230 226V225H229ZM234 226V225H233ZM242 226V225H241ZM246 226V225H245ZM245 226H242V227H245ZM123 227V226H122ZM208 227V228H207ZM232 227V226H231ZM240 227V226H239ZM247 227V226H246ZM251 227H253V226H251ZM55 228H56V226H55ZM66 228V227H65ZM128 228H130V227H128ZM127 228V229H128ZM134 228V227H133ZM136 228V227H135ZM238 227L236 226V229H237ZM249 228V227H248ZM247 228V230H251V229H248ZM255 228H257V226H256V224H255ZM263 228V227H262ZM53 229H54V226H53ZM62 229V228H61ZM68 229V228H67ZM65 229L66 231H68V230H70V229ZM119 229H121V228H119ZM138 229H139V227H138ZM142 229V228H141ZM180 229V228H179ZM218 229V228H217ZM221 229V228H220ZM226 229V228H225ZM231 230H232V228H230ZM229 229V230H230ZM244 229V228H243ZM258 229H260L259 228V225H258ZM80 230V229H79ZM126 230V229H125ZM125 230H123V231H125ZM129 230V229H128ZM207 230V231H206ZM233 230H235V228L233 229ZM242 230V229H241ZM247 230H246V233H248L247 232ZM254 230V229H253ZM51 231V230H50ZM65 231V232H66ZM132 230H130V232H131ZM177 231V230H176ZM236 231V230H235ZM234 231V232H235ZM244 231V230H243ZM242 231V232H243ZM260 231H263V230H261L260 229ZM259 231V233L257 234H254L253 232H255V231H253L250 235H251V237L253 236L252 234H254V237H256V235H258L257 237H259L260 238V236L259 235H261V237L263 238V236L264 235H262L261 233L262 232H260ZM58 231H56V233H57ZM208 232H210V231H208ZM222 232H224L225 233V231H223L222 230ZM227 232H229V231H227ZM240 232V231H239ZM245 232V231H244ZM250 232V231H249ZM256 232H258V230H256ZM264 232V231H263ZM119 233V232H118ZM184 233V232H183ZM184 233V234H185ZM218 233V234H217ZM233 233V232H232ZM54 234V233H53ZM63 234V233H62ZM127 234H129V233H127ZM175 234V233H174ZM207 236H206V235ZM223 234V233H222ZM227 235H228V233H226ZM242 234V233H241ZM244 234V233H243ZM242 234V235H243ZM264 234V233H263ZM51 235V234H50ZM122 235V234H121ZM124 235H125V232H124ZM176 235V234H175ZM227 235H224V237L225 236H227ZM233 235V234H232ZM234 235H235V233H234ZM244 235H246V234H244ZM249 235V234H248ZM61 236H63V235H61ZM178 236V235H177ZM181 236V235H180ZM231 236V235H230ZM236 236V235H235ZM51 237H53V236H51ZM69 237V236H68ZM67 237V238H68ZM107 237H109V236H107ZM115 237H116V235H115ZM120 237V236H119ZM174 237H176V236H174ZM228 237V236H227ZM239 237V236H238ZM246 237H247V235H246ZM251 237L249 236L247 239L248 240H246L247 241V243L245 242V240H243L242 239V241L244 242V243H246V244H249V246L251 247L252 246V244L254 243V242H256V241H254V239H256V238H253L252 237V239H253V241H251L250 239H251ZM66 238V239H67ZM114 238V237H113ZM169 238V237H168ZM167 238V239H168ZM170 238H171V236H170ZM230 238V237H229ZM232 238V237H231ZM262 238L261 239H258V241L259 240H261L262 241ZM69 239H72V238H69ZM233 239V238H232ZM232 239H227L228 241H225L226 243L227 242H230L231 243V240ZM241 239V238H240ZM246 239V238H245ZM264 239V238H263ZM106 240H108V238L106 239ZM105 240V241H106ZM112 240V239H111ZM171 240V239H170ZM178 240H179V238H178ZM230 240V241H229ZM234 240V239H233ZM238 240L239 239H237V240H235V241H232L233 243L234 242H236L237 244H238ZM249 240H250V242L252 243V244H250V243H248L249 242ZM55 241H56V239H55ZM72 240H70V241H66L67 243H72L71 242ZM119 241H121V239L119 240ZM165 241H166V239H165ZM169 241V240H168ZM177 241V240H176ZM241 241V240H240ZM264 241V240H263ZM54 242V241H53ZM100 242H99V244H100ZM111 242V241H110ZM115 242V241H114ZM171 242V241H170ZM66 243V245H62L61 246V248L59 247V251H57L59 254H61V256H59V258H57V256L58 255H56V252L54 251L52 254H51V260H50V264H75L74 262L72 263V262H68V260H67V254H66V256H65V251H66V249L68 248V246H69V244H67ZM105 243H107V241L105 242ZM104 243V244H105ZM112 243V242H111ZM116 243V242H115ZM162 243V242H161ZM211 243H213L215 246H213L212 245V247H214V248H212V249H214L213 250V253L212 252H209V253H212V255H209L208 253H203V251H205V250H203V251H201L202 253H200L199 252V250H201V248L203 247V246H205V245H207L208 246V244L210 245ZM233 243H231L232 245H230V246H232L233 248H234V246H236L237 244L236 243H234V244H236V245H234ZM243 243V244H244ZM259 243V242H258ZM53 244V243H52ZM96 244H97V242H96ZM104 244H102V245H104ZM119 244V243H118ZM168 244V243H167ZM173 244V243H172ZM242 244V243H241ZM242 244V245H243ZM262 244V243H261ZM260 244V245H261ZM98 245V244H97ZM114 245V244H113ZM113 245H111V246H113ZM117 245V244H116ZM115 245V246H116ZM161 245V244H160ZM168 245H171V244H168ZM175 245H177V244H175ZM253 245H256V243L255 244H253ZM105 246V245H104ZM108 246V245H107ZM114 246V247H115ZM244 246V245H243ZM248 246V245H247ZM259 246V245H258ZM257 246V247H258ZM264 245H262L261 247L262 248H264L263 247ZM58 247H57V250H58ZM110 247V246H109ZM157 247H158V245H157ZM193 247H195V248H193ZM206 247V246H205ZM205 247H203V248H205ZM209 247V246H208ZM211 247V246H210ZM238 247H240V246H238ZM249 247V248H250ZM256 247V246H255ZM260 247V248H261ZM73 248V247H72ZM101 248V247H100ZM168 248L166 247V250H168ZM189 248V249H188ZM191 248H193V250L191 249ZM230 248V250H233V248L231 249V247H229ZM228 248V249H229ZM245 248V247H244ZM243 248V249H244ZM51 249V248H50ZM56 249V248H55ZM74 249V248H73ZM105 249H107L108 250V248H105ZM113 249V248H112ZM112 249H111V251H112ZM161 249V248H160ZM189 250V254L188 253H186L187 251L186 250ZM192 250V252H191V250ZM211 249V248H210ZM253 249V248H252ZM257 249V248H256ZM70 250V249H69ZM72 250V249H71ZM106 250V251H107ZM109 250H110V248H109ZM152 250V249H151ZM162 250H164L163 248H162ZM208 250H209V248H208ZM225 250V251H224ZM229 250V251H230ZM246 250H247V248H246ZM258 250V249H257ZM256 250V252H255V250H254V253H258V251ZM97 251H98V246H97ZM100 251H102V250H100ZM105 251V250H104ZM159 251V250H158ZM212 251V250H211ZM234 251V250H233ZM236 251V250H235ZM50 252V251H49ZM52 252V251H51ZM68 251H66V253H67ZM103 252V251H102ZM102 252H100V253H102ZM117 252V251H116ZM156 252V251H155ZM161 252V251H160ZM231 252V251H230ZM240 252V251H239ZM246 252V255L248 256V252H252L251 250L250 251H245ZM262 252H264V251H262ZM262 252H260L259 251V253H261V255L259 254L258 256L255 254V256H256V258H255V256H254V260L252 259V257H251V259L250 260H253L252 262H250V261H248V262H250V263H246V260H245V262H243V263H241V264H251V263H253L254 261L256 262L257 260H258V258L259 259H262V258H260L262 255H264V253H262ZM69 253H72V252H70L69 251ZM105 252H103V254H104ZM113 253V252H112ZM152 253V252H151ZM154 253V252H153ZM153 253L151 254V256H152V258H155V257H153ZM158 253V252H157ZM163 253L165 254V250L163 251ZM162 253V254H163ZM169 253H167L166 255L168 256L169 255ZM186 253V254H185ZM242 252H240V254H241ZM244 253V252H243ZM248 253V254H247ZM253 253V254H254ZM49 254V253H48ZM73 254V253H72ZM75 254V253H74ZM103 254H99V252H98V255H100L101 257H102V255ZM108 253H106L105 255H107ZM111 254V253H110ZM123 254V253H122ZM163 254V256H165ZM77 255V254H76ZM76 255H74V256H76ZM109 255V254H108ZM108 255H107V257H108ZM114 255V254H113ZM113 255H111L112 257H111V259L113 258ZM119 255V254H118ZM155 255V254H154ZM158 255V254H157ZM225 255H228V253L226 254L225 253ZM236 255V254H235ZM245 255V256H246ZM72 256V255H71ZM99 256V257H100ZM104 256V255H103ZM124 256V255H123ZM160 256V255H159ZM181 256H183V257H185L186 259L184 260L183 259V257H181ZM231 256V255H230ZM229 256V257H230ZM233 256V255H232ZM240 256V255H239ZM242 256H244V255H242ZM241 256V257H242ZM250 256V255H249ZM249 256L248 257H246V258H248V260H249ZM49 257V256H48ZM97 257V256H96ZM161 257V256H160ZM225 257V259H226V257L227 256H224ZM234 257V256H233ZM236 257L237 256H235V258L233 259V258H231V259H233V260H235L236 259ZM263 257V256H262ZM70 258V257H69ZM77 258H78V256H77ZM103 258V257H102ZM101 258V259H102ZM106 258V257H105ZM108 258H110V257H108ZM115 258H116V256H115ZM157 258H159V257H157ZM168 258V257H167ZM71 259V258H70ZM72 259H76L75 257L74 258H72ZM86 259V258H85ZM100 259V258H99ZM100 259V260H101ZM104 259V258H103ZM102 259V260H103ZM218 259V262L216 261ZM239 259V258H238ZM238 259H236V261L238 260ZM241 259V258H240ZM239 259V260H240ZM245 259V258H244ZM264 259V258H263ZM96 260V259H95ZM150 260V259H149ZM224 260V259H223ZM227 260H229V259H227ZM233 260H231L232 262H233ZM242 260H243V257H242ZM71 261H73V260H71ZM92 261V260H91ZM116 261V260H115ZM154 261V260H153ZM152 261V262H153ZM166 260L164 259V262H165ZM221 261H222V258H221ZM260 261V260H259ZM83 261H81V263H82ZM93 262V261H92ZM97 262H98V260H97ZM108 262V261H107ZM110 262V261H109ZM108 262V263H109ZM163 262V263H164ZM180 262V261H179ZM186 262V261H185ZM228 262V261H227ZM226 262V264H232V263H230V260H229V263H227ZM255 262H254V264H255ZM78 263H79V261H78ZM89 263V262H88ZM94 263H95V261H94ZM93 263V264H94ZM100 263H102L101 261H100ZM113 263V262H112ZM158 263V262H157ZM180 263H182V262H180ZM184 263V262H183ZM220 263H222V264H224L223 263V261L222 262H220ZM219 263V264H220ZM236 263H239V262H236ZM236 263H234V264H236ZM77 264V263H76ZM87 264V263H86ZM105 264V263H104ZM122 264V263H121ZM147 264V263H146ZM152 264V263H151ZM159 264V263H158ZM162 264V263H161ZM165 264V263H164ZM240 264V263H239ZM257 264H258V261H257ZM259 264H264L263 262L261 263V261L259 262Z\"/></svg>",
  "mask_w": 264,
  "mask_h": 264
}]
</instances>
